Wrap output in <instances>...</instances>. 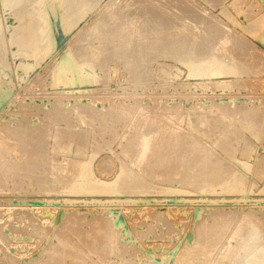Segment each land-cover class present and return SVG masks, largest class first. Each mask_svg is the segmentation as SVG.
<instances>
[{"label": "rangeland", "instance_id": "374dc122", "mask_svg": "<svg viewBox=\"0 0 264 264\" xmlns=\"http://www.w3.org/2000/svg\"><path fill=\"white\" fill-rule=\"evenodd\" d=\"M30 1H32V0H24L23 2H20L19 6H14L13 3H6L5 4L2 0H0V48H1L0 49L1 50L0 51V85H1L0 89H2V87H3V89L0 90V92H2V94L0 93V96L2 95L1 96L2 98H0V123H1L0 124L1 125L0 126V139L4 138L5 142L9 141L10 142L9 144L12 145L15 142V138L19 137L21 139V141H23L25 143L24 144L23 142H20L19 144H17L18 150L15 152H11L12 153V155H11L10 151L8 149H6L7 147L5 148L6 145L9 147L8 142L7 143H3L4 141L0 142L1 150L4 151V153H3V151H1L0 153H2V156H4L6 159L3 162V160H1L2 157L0 154V160L2 161V162L0 161V167H2L1 171H0L1 172L0 173V177H1L0 178V181H1L0 182V241H1L0 242L1 243L0 249L2 248L1 249L2 251L0 250V264H11V263L12 264L13 263L14 264H29V263L30 264H37V263L38 264H45V263L48 264L49 261L53 262V264H55L56 260L52 256V255H54V253H51V252H53L52 251L53 249L55 250V248L61 246L60 244H61V241L63 239H64L63 241L67 244V246L68 245L70 246L69 249L72 250L71 255H74L76 253V255L80 254V257H81V254H84V255H82V260H80V261L84 262L85 264H103V263L104 264H108V263H110V264L111 263L112 264H118V263L119 264H125L126 261H127L126 264H149V263H151V264H172V263L178 264L177 262H180L179 264H186V263L189 264L188 262H190V261L192 262V263L190 262V264H195L197 261H198L197 264H200L201 262L204 263L205 261H206L205 264L206 263L207 264H209V263L210 264H218V262H221V261H224L221 263L227 264L228 262H230L229 259L228 260L225 258H224V260L222 259L223 254H224L223 251L225 250V248L229 244L233 245L234 243H236V244H234L233 246H235V245L237 246V244H238L237 241H239V238L242 236V234L244 233L245 235H247V233H245V232L248 231L247 228L250 226V225H248V224H250L249 223L250 218H253L251 220H255V219L258 220L259 218H260V220H261V218H262V220L264 219L263 218L264 217L263 216L264 215V199H263L264 198V187H263L264 186V180H263L264 179V173H263L264 170H261L263 168V164H264V162H263L264 161V0H221V1L220 0H159V1L158 0H156V1L155 0H121V1L120 0H116V1L115 0H100V1L99 0H86L85 2H84V0H73V2H71L72 0L71 1L70 0H66V1L62 0L64 2V5H67L65 12L62 11L64 9H61L59 7V6H61L60 4H59V6H57V3L56 2L54 3L51 0H49L47 2H43L42 0H33L32 2H30ZM107 3H109V4L107 5ZM153 3H155V4H153ZM220 3H221V5H220ZM44 4L46 6H44ZM69 4H70V7H68ZM110 4H112V6ZM73 5H76V6L73 7ZM182 5H183V7H182ZM41 6H42V8H44L43 12L46 16L43 18H41L39 16V14L41 15L43 13V12H41L42 10L39 11V9H42ZM109 6L112 8V10H109V9H111ZM19 7H21V8H19ZM146 7L148 8V10H146L147 9ZM160 7H161V9H160ZM46 8L48 10H46ZM68 8H70L69 9L70 11H68ZM73 8H75V10H73ZM76 8H77V10H76ZM151 8L153 9V12H151L152 11ZM194 9H195L196 13L192 11ZM106 10H107V12H106ZM116 10H118L119 12ZM149 11H150V13H146ZM155 11H156V13H155ZM225 11H227V12H225ZM102 12H105V13L103 14ZM121 12H122V14H121ZM26 13L27 14L29 13V14L27 15ZM106 13H108V16L105 17L104 15H107ZM223 13H224V15H223ZM47 14L48 15L50 14V15L47 16ZM97 14H98V16H97ZM101 14L104 17H102ZM109 14H111V15L109 16ZM151 14H153L154 16H151ZM156 14H158V15H156ZM29 15L32 17V19H35V22L32 20L34 22L31 26V28L33 27L32 30L31 29L27 30L28 28L25 27V26H27V21H28V20L26 21L25 18H27ZM32 15H34V16H32ZM157 16H158V19L161 18L160 20L165 21V23L164 22L162 23V21H160V23H162V24H160L159 22L157 23L156 22L158 20V19H156ZM171 16H172V18H171ZM198 16H200L201 18ZM22 17H25V18H22ZM146 17H147V19H146ZM188 17H190V18H188ZM193 17H194V19H193ZM47 18H48V20H47ZM97 18H100V19L97 20ZM171 19H173L172 20L173 22L171 21ZM24 20H25V26H22L23 27V30H22V27L20 24H23ZM65 20H67L68 22L66 21V23H65ZM92 20L93 21L95 20V21L93 22ZM194 20L197 23L194 22ZM21 21H23V23ZM62 21L64 23V26H63ZM144 21H145V23H144ZM92 22L94 24H92ZM150 22H151V24H150ZM206 22L208 23L207 24L208 26L210 25L209 24V22H210V23H212L211 25L213 26V28L218 27V28H216L217 33H218V30L220 32L222 31L224 33V34L221 33L223 36L229 35L227 37L232 38L233 33H234V35L236 33H238L239 36L236 34V37L237 38L239 37L238 40L241 43L244 42V50H243L244 52H243V51L238 50L237 47L235 49V46L237 45L235 43L238 41H236L237 40L236 37L232 38L233 41H231L228 44L229 45L235 44V45L232 46V49H230V51L233 50L232 53H230L229 50H228V53L231 54L232 56H235V60L237 62H235V65L234 64L226 65L228 67L231 66V68H232V69H230L231 71L226 72L227 76H226V73H223L221 76H218V77L216 76L215 78L214 77L211 78V80L209 78H204V80H203V78H200V77L197 78V77L187 76L188 75L187 73L190 70L189 67L195 69V67H194L195 65L193 66L192 64H196L200 60L204 61L203 59H205V58L203 56H202V58L200 57V59H198V61L196 60V62H195L194 59L188 57V54H189L188 51L185 50L187 52V54H186L185 51H183V50L178 51L174 47H172V48L168 47L169 49H172V50L174 48L173 51L172 50L169 51V49H167V45L164 43V38H165L164 36L168 37V35H170V34H172V35L178 34L174 37V39H178V38H180V36L182 37L184 35H187L186 37L190 36L189 38H191L192 37L191 35H194V34L195 35L199 34V36L202 35L201 37H203V34H204L203 38H207V37L209 38V36H212V34L213 35H214V33L216 34V32H215L216 29L215 28L213 29L211 27V25H210V27H208L206 25ZM250 22H252V23H250ZM254 22H257V23H254ZM95 23H96V26H94ZM253 23L255 25H253ZM97 24L99 27L97 26ZM221 24L223 25V27ZM92 25H93L94 31L91 28ZM104 25H106L107 28H105ZM124 25L127 27H124ZM128 25H130V26H128ZM198 25H199V27H198ZM200 25H202V26L200 27ZM118 27H119V29H118ZM95 28H97V30ZM99 28H101L100 29L101 31L99 30ZM129 28H130V30H129ZM168 28L170 29L169 31H168ZM206 28H207V30L209 28L208 31L211 35L206 33V32H208L206 30ZM221 28H222V30H221ZM88 29H89V32L87 34L86 31H88ZM126 29H127V31L130 32L131 36H122V37H118V38L115 37L117 34L118 35L123 34V32ZM136 29L142 33L136 31ZM183 29H185V30H183ZM223 29L224 30L228 29V32H226V31L224 32ZM24 30L26 32H24ZM181 30H183V33H182L183 35L181 33H179V32H181ZM200 30H203L204 33H201L202 31H200ZM213 31H214V33H213ZM19 32H21V33H19ZM94 32H95V34H94ZM98 32H100L101 34L103 33L102 35L99 33L101 36H103V37L107 36V37H109V39L110 38H112V39H110V43H108V41H109L108 39L105 40V41H107V43H105V41H103L102 49H101V51H102L101 55H99L100 57L98 56L99 58L97 57L98 59L96 61V59H94V56H92L93 54H90L89 49H91V53H93V50H94L93 47L96 44H99V41L96 38H95V40L92 41L94 36L97 37ZM184 32L186 34H184ZM91 33L93 34V36ZM110 33H111V35H109ZM133 34L134 35L138 34V36H137L138 38L136 37V35L134 36ZM44 36H46V37H44ZM47 36H48V38H47ZM51 37H53V38H51ZM113 37H114V39H113ZM128 37H129V39H128ZM130 37H133L134 40ZM153 37H155V38H153ZM176 37H178V38H176ZM45 38H47V39H45ZM50 38H51L52 43L50 42ZM90 38H91L92 42L90 41ZM169 38L173 39V36L172 37L169 36ZM122 39H124L123 40L124 43L130 39H131V41L136 43V40L138 39L139 41H137V44H140V43L142 44L141 41L143 40L142 45H144L143 50L145 52L143 50L138 51L140 54L137 52V54H136L137 58H136V56H134L135 54L133 53V50L131 49L132 48L131 46H133L134 44L133 45L130 44L131 46L126 47L125 44H122L123 43L121 41ZM112 40H114V41H112ZM115 41L122 42V43H117ZM116 43H117V45H115ZM33 44H34V46H33ZM40 44H42V46ZM88 44H89V46H88ZM93 44H94V46H93ZM228 44H227V48H230L231 46L228 47ZM2 45L3 46L5 45L6 47L5 46L3 47ZM90 46H91V48H90ZM111 46H113V48ZM2 47H3V49H2ZM109 47H111V48H109ZM164 47H165V49H164ZM109 49H111L113 52L111 50L109 51ZM121 49H122V51H121ZM234 49L237 50L238 52L235 51V53H234ZM2 50L4 51L5 54L1 53V52H3ZM83 50L86 51V54H84ZM103 50H104V53H103ZM105 50H106V52H105ZM67 51H68V53H67ZM82 51H83V53H82ZM120 51H121V53H120ZM75 52L78 54H76ZM178 52H181L180 53L181 57H180V54ZM74 53H75V55H74ZM87 53H88V55H87ZM182 53L186 54L185 55L186 57L184 55L182 56ZM238 53L240 56H242L241 53H243V56L241 58H239L240 56L238 55ZM104 54H107V55H104ZM1 55H2V57H1ZM138 55H139V58H138ZM204 56L206 57L207 55L205 54ZM81 57H83V58H81ZM125 57H127V58H125ZM141 57L144 60L141 59ZM182 57L184 58V60L187 57H188L187 60L192 59V63H191V61L188 60V62H190L191 65L190 64L188 65V63L185 64L187 61L185 60L186 61L185 62V61L181 60ZM77 58H78V60H77ZM90 58L92 60H94V62L92 60H90ZM106 58H110L109 60L112 59V61H109L110 62L109 63L107 61L108 59L105 60ZM120 58H122V60H124L125 62L122 61ZM131 58H133V59L131 60ZM135 58H136V60H134ZM168 58H170L171 60ZM87 59H89V60L87 61ZM137 59H139V63L141 62L139 66H138L139 63L134 64V62L137 63V61H138ZM140 59H141V61H140ZM206 59H205V61H206ZM104 60H105V62H104ZM90 61L93 63H91ZM129 61H130V65H129ZM143 61H144V63H143ZM181 61L184 63H182ZM95 62H96V64H95ZM131 62H133V63H131ZM80 63H82V64H80ZM147 63L150 67H152L151 69L148 65H146ZM79 64L82 67H80ZM90 64H92V66ZM93 64H94V67H93ZM98 64H99V67H98ZM184 64L188 65L189 67L188 66L186 67ZM240 64H241V66H240ZM247 64L248 65L252 64V65H249V66H251V67H249ZM88 65L90 67H88ZM103 65H104L105 69L103 68ZM136 65H137V67H135ZM169 65H170V67H169ZM56 66H58L59 68ZM96 66H97V68H96ZM131 66H133L134 68H132ZM92 67H93V69H92L93 71L91 70ZM140 67L143 69L141 70ZM145 67H147V68H145ZM239 67H241L242 69L240 68L241 69L240 70ZM246 67H248L250 69L244 70V69H246ZM252 67H253V69H251ZM135 68H136V71H135ZM196 68H197V64H196ZM65 69H66V71H65ZM132 69L135 72L132 71ZM170 69H171V71H169ZM57 70H58V72H57ZM138 70L140 71L141 76H142V72L144 75H146V76H142V78L144 77L143 79H145L146 81L145 80L142 81L143 79L140 78V76L138 77L136 75V74H138L137 72H139ZM147 70H149L148 73H147ZM240 71L242 72L241 74L239 73ZM251 71H252V73H251ZM253 71L257 72V73H254ZM71 73H72V75H71ZM73 74H74V76H73ZM92 74H93V76H92L93 81H92V77H90V75H92ZM132 74H133V76L136 75V77L131 76ZM147 74L149 76H147ZM248 74H250V75L248 76ZM86 75H89V76H86ZM89 77L91 80L86 79ZM82 79H83V81H82ZM132 80H134V82ZM205 81L206 82L208 81V83H207L208 85L205 83ZM143 82H145V83H143ZM2 84L4 86H2ZM6 88H8V89L6 90ZM5 92H7V93L5 94ZM3 95H5V96H3ZM126 96L128 98H130L131 100L128 99ZM155 96H157V97H155ZM170 97L171 98L173 97V99H171ZM180 97H181V101H180ZM150 100H152V101H150ZM51 102H54V103L51 104ZM119 103L122 106L123 105L124 106L121 107ZM142 103H145L146 105H144ZM55 104L57 105L58 108L56 107ZM158 104L160 105L161 109L159 108ZM173 104L176 106L175 108H174ZM180 104H182V105H180ZM114 105H116V106L114 107ZM148 105H150V106H148ZM225 105H226V107H228V105H229L232 109H235V110L238 109V110L235 111L232 109H228V110H230V112L228 111L229 114H225V113H227L226 112L227 109L225 110L224 113L220 112L222 106L224 107ZM108 106H110V107H108ZM112 106H113V108H112ZM137 106H138V108L136 110ZM140 106H141V108H140ZM178 106L182 110H179L180 108ZM218 106L220 108H217ZM92 107H94V108H92ZM95 107H97L98 109L97 108L95 109ZM131 107H133V108H131ZM151 107L153 110L151 109ZM177 107H178V109H176ZM90 108L93 110H91ZM121 108L123 109V111ZM170 108H172L173 110L169 111L168 109H170ZM56 109H57V111H56ZM107 109L109 111L110 110L111 111L109 112ZM138 109H139V112H138ZM140 109H141V111H144V112H142V114H141ZM149 109L153 112H151ZM244 109H245V111H244ZM154 110H156V111H154ZM89 111H91V113ZM176 111H177V113H175ZM181 111L184 114H182ZM239 111H242V112L244 111V113L241 112L242 113L241 114ZM250 111H252V112L250 113ZM122 112H124L125 114L123 115ZM207 112H209V113H207ZM120 113L122 115H120ZM143 113H144V115H143ZM145 113L146 114L148 113L149 115L148 114L146 115ZM253 113H256V114L252 115ZM56 114H58V115H56ZM79 114H81L82 116ZM60 115L61 116L63 115V116L61 117ZM95 115H96V117H95ZM134 115H138L139 117L140 116H146L147 119H146V117H142L143 118V122H142L141 117L140 118L138 117L139 118L138 119V118H136L137 116H135V118H134ZM180 115L182 116V118H180ZM198 115H200V116H198ZM220 115H221V117H219ZM223 115H225V116H223ZM226 115H227V117H226ZM228 115H231V117H232V115H234L233 116L234 118L236 117L238 120H240V121H238L236 119L234 120V118L232 117L234 122L236 121L235 122L236 124L234 125V123H232V125L234 127L236 126L238 128V130H240L239 126L241 125V123L246 124V122L248 123V120L250 123L252 120V122L254 121V124H255L256 119H257L256 120L257 126L259 127V125H260V128H258L256 126L257 130H255V131L254 130L253 131L245 130L244 131L245 134H242V135H244V137H246L245 140H242L243 143L241 141V142H239L240 144L238 145V142H236L237 144L231 145L230 146L231 149H230V148L226 147V145L224 144V142L222 140L221 141L219 140V138L223 139L224 137H225L224 141L226 140V137H227L226 134L227 133H225L224 128L227 126H225V124L226 125L228 124V126H230L231 121H233L231 118H229ZM243 115H244V117H243ZM47 116H48V118H47ZM111 116L113 117V120H114V121L113 120L111 121V123L113 125L112 128L113 127L114 128L113 129L107 128L106 130H108V129L109 130L107 132L105 130V132H104V129H105L104 127H106V125L105 126L102 125V127H101L103 129V131H102V129L100 128V126L98 124L100 122L99 120H101L102 118L108 119V118H111ZM148 116H150L149 117L150 122H147V121H149ZM248 116L250 117L251 120L248 118ZM251 116H254V118H255V116H257V118L254 119ZM57 117H58V119H57ZM60 117L62 118V120H60L61 119ZM80 117H83V118L86 117V119L85 118L84 119H85V122H87V123H83V124L79 123L80 122L79 120L81 119ZM91 117H94V118H91ZM132 117L136 121L133 120ZM190 117H193L192 119L195 121H193V120L192 121L194 123L196 122L195 124L199 123V122H197V120L200 118L202 124L201 123H200V125L197 124L196 125L197 128L194 126L195 125L194 123H192L191 125L194 128H196L197 130L198 129L200 130V128H202V126L204 125L205 127L203 126L204 128H202L203 131L201 130V131H199V133H196V131H194L193 129H192L193 131L190 130L191 129L189 127V120L191 119ZM217 117H219L220 121H224V123L221 122V124L224 125V126H221L222 128L220 127V125H221L219 123L220 121L217 124H215L212 121V120H215ZM222 117H226L227 119L222 118ZM242 117L245 119H243ZM203 118H205L206 120L205 119L203 120ZM240 118H242L243 121ZM247 118H248V120L245 121ZM8 119H9V122H7ZM89 119H93V120H89ZM94 119H97V121ZM117 119H118V121H116ZM144 119L146 121H144ZM151 119H153V120L151 121ZM180 119H181V121H180ZM221 119H223V120H221ZM119 120L121 122H119ZM92 121H95V122L92 123ZM115 121L117 123H115ZM130 121H131V123H130ZM237 121H238V123H237ZM4 122H6V124ZM138 122H142V124L138 123ZM144 122H145L146 126L149 125V129H151V127L152 128L156 127L155 131L158 128L159 130L162 129L161 131L162 132L164 131L163 133H165L166 131L167 132L168 131L169 132L175 131V133L177 132V135L183 134L182 136L186 137L191 142H194L195 144H197L198 148H199V145L201 144L202 146L200 145L199 151L202 152V149H203V152L205 150L207 151V152L205 151V154L203 152L201 154H203V155L209 154V156H211V157L213 155V157H216V159H219L222 162L226 161L225 163H227V164L229 163L228 167L230 166V168H228V170H229L228 172L233 176H227L229 180L227 178L223 177V180L217 179L216 181H213V182L209 181L207 178H205V179H203L204 181L202 180V182H204L205 184L204 183L202 184L201 181H199V183H196L198 185H196L194 183L195 179L199 175H202L203 173H205L203 171L204 169L201 168V166H200L201 164H199V161H197L198 163L194 162L195 164L194 163L189 164V163H187V161H188V159L192 158L193 156L196 158L198 157L197 159L200 160V158H199L200 155H197V153H195L194 155H192V154L190 155L189 152L191 151V149L189 148V146L187 148V145H185V144H184V146H185L184 147L180 143L174 142L173 143L174 145L168 144L167 146L166 145L164 146V144H162L164 146L163 152L161 150L160 153H158L157 155H155L154 152L150 151L149 154L146 156V159H144V164L142 163V165H144V166H142L143 171L139 172V177H138V171L130 165V160H134L135 156L137 158L138 157L137 155L140 153L139 150H140L141 146H140L139 138L141 139V137L144 135L143 132L144 133L147 132L146 131L147 127L144 128V126H143ZM180 122H182V123H180ZM258 122H259V125H258ZM173 123H174V125H173L174 127H170L169 125H172ZM210 123L211 124L214 123V124L211 125ZM80 124H81V126H80ZM92 124H96V125L94 126ZM155 124H157V125H155ZM181 124H184V125L181 126ZM206 124L207 125L209 124V126H207ZM218 124H219V127L217 126V128H216V125H218ZM161 125H162V127H161ZM175 125H176V127H175ZM27 126H29V127H27ZM69 126H71V127H69ZM212 126L216 129H214ZM233 126H232V128H233ZM68 127L70 129L77 127V130L75 128L73 130H75L74 132H77L79 130L80 133L77 132V134L79 133V136L78 135L74 136V134H76V133H74L72 129L67 130ZM90 127H92V129ZM98 127L101 129V131L104 134L101 133L100 131L99 132L96 131L99 129ZM206 127H207V130L210 132V134L206 130ZM175 128H176V130H175ZM209 128L211 130L212 129L213 130L211 131ZM219 128L223 129V130H220ZM82 129H83V131L81 132ZM116 129H118V130H116ZM258 129H260L261 131L260 130L258 131ZM22 130H24V131H22ZM69 130H70V134L72 132L74 133L73 135H71L72 137L67 136V135H69V134H67L69 132H66V131H69ZM147 130H148V128H147ZM18 131L20 133H18ZM43 131H44V133H43ZM62 131H63V133H62ZM111 131H114V134H115L114 136H112ZM187 131H188V134H187ZM204 131L205 132L207 131L206 134L209 135L208 137L205 133L204 134L202 133L201 136L199 135L201 132H204ZM222 131L225 133V135ZM47 132H49V133H47ZM83 132H85L84 134L86 137H83V135H84ZM87 132H89V133H87ZM189 132H190V134H189ZM191 132H193V133H191ZM251 132H253V134ZM99 133H100V135H99ZM136 133L138 134L139 137L137 136ZM140 133H142V134H140ZM220 133H223V134H220ZM257 133H258V135H257ZM7 134L8 135L11 134V136H12V137H9V139L7 138L8 140L6 139V137L8 136ZM81 134H83V135L80 138ZM105 134H107V135L105 136ZM108 134H109V136H108ZM5 135H7V136H5ZM34 135H35V137H34ZM63 135H64V137H63ZM204 135H206V137ZM127 136L129 139L131 138L129 140L130 143L128 140H126V139H128ZM217 136L218 137L220 136V137L217 138ZM258 136H259V138H258ZM55 137H58V138H55ZM193 137H195L196 139ZM221 137H223V138H221ZM86 138H88V139L90 138L89 139L90 142H88L89 140H86ZM205 138H206V140H205ZM208 138L209 139L213 138L214 144L212 143L213 139L211 141H209ZM76 140H78V141H76ZM99 140H100V142H99ZM134 140L136 143L134 142ZM215 140L220 141V143L218 141H217L218 142L217 143ZM0 141H2V140H0ZM198 141H199V143L200 142L201 143L198 144ZM81 142H83V143H81ZM1 143L3 145H1ZM107 143H109V144H107ZM221 143L226 148L221 147L222 146ZM246 143L248 144V146L250 148L247 147ZM22 144H24L25 146ZM88 144H89V146H88ZM98 144H100V145H98ZM215 144L216 145L218 144L219 146H216ZM19 145H21V146H19ZM83 145H85V146H83ZM126 145H128V147ZM204 145L205 146L207 145L208 148L205 147ZM209 145H210V147H209ZM110 146H111V148H110ZM244 146H246V147H244ZM2 147L5 149H3ZM39 147H40L41 151L39 150ZM104 147L106 149H104ZM172 147H174V148H172ZM176 147H177V149H175ZM19 148H21V150H19ZM23 148H25V149H23ZM209 148H211L214 153ZM97 149L99 150V153H97L98 152ZM126 149H127V151H126ZM169 149L170 150L172 149L173 151L172 150L170 151ZM223 149H224L225 153L227 152V154L224 155ZM246 149L247 150L249 149V151H251V149H252L253 153L250 152L251 153V155H250L249 151H247ZM26 150H27V153L29 152L28 154L26 153ZM42 150L44 152H42ZM100 150H102V151H100ZM208 150H210V151H208ZM5 151H7V153ZM32 151H34V152H32ZM38 151H39V153L41 152L40 153L41 155L39 153H37ZM128 151L130 152V154L128 153ZM182 151H184V152H182ZM19 152L21 154L22 153L23 154L21 155V154H19ZM113 152H114V154H113ZM133 152H136L137 155ZM186 152L188 155H190L189 157H188V155L185 154ZM210 152H212L211 155H210ZM256 152L258 154H256ZM5 153L8 155H5ZM15 153H17L16 155H18L17 157H16ZM124 153L127 155L129 154L131 158L129 157V155L125 156ZM150 153H152V155ZM219 153H220V155H218ZM24 154H26V155H24ZM36 154H38V155H36ZM214 154H216V155H214ZM27 155L28 156L32 155V156L28 157ZM43 155H44V160H40L41 158L43 159ZM132 155H134V156H132ZM217 155L219 158L217 157ZM34 156H35V158H34ZM117 156H119V157H117ZM149 156L151 157V159ZM186 156H187V158H186ZM220 156H221V158H220ZM22 157H24L25 160L22 159ZM155 157H156V159H155ZM163 157H164V159H163ZM165 157H166V159H165ZM178 157H179V159H178ZM18 158H19V161H18ZM26 158L29 161H27ZM36 158H38V159L36 160ZM152 158H153L154 164H156L155 166L153 164ZM171 158L173 160V161H171L172 164H170L171 162L169 161V160H171ZM176 159L179 161H177ZM181 159L183 161H181ZM121 160L123 161V163L126 161V163L123 164ZM162 160H165V161H162ZM8 161H10V162H8ZM26 161L28 162V164ZM44 161H45L46 166L44 164ZM145 161H146L147 165H146ZM17 162H19L21 164L24 163V164L19 165ZM106 162L108 165L106 164ZM119 162L121 163V166L123 165L122 167H120ZM261 162H263L262 165H261ZM3 163H5L4 165H6V166H4V165L2 166L1 164H3ZM25 163H26V165H25ZM161 163H162V165H161ZM239 163L240 164L242 163V164L240 165ZM7 164H9V165L7 166ZM36 164L39 166L38 168L36 167L37 166ZM43 164H44V166L41 167ZM57 164H58V166H57ZM196 164H198L200 167L197 166ZM230 164H232V165H230ZM235 164H237V165H235ZM10 165L11 166L13 165L12 168ZM31 165H32V167H31ZM102 165H104L105 167L104 166L102 167ZM124 165H126V166H124ZM22 166H23V168H22ZM109 166H111L110 169H109ZM127 166H128V168H127ZM147 166H149L151 168H149ZM159 166H161V168ZM170 166H172V167H170ZM235 166L239 167V168L236 169ZM6 167L7 168L9 167L8 168L9 173L11 174V176H9L11 178L10 180H8L9 177H7V176L5 177L4 169ZM16 167H18L20 170L17 169ZM34 167L36 168V170L34 169ZM54 167H55V169H54ZM123 167H125V169H123ZM157 167H158V169H157ZM168 167H170V168H168ZM180 167L181 168L184 167L183 169H185V172H183L184 170L181 169ZM194 167L195 168L197 167L198 170H200V172L198 171L199 172L198 173L197 168L195 169ZM14 168H16V169H14ZM59 168H61V169H59ZM105 168H106V170H105ZM129 168H130V171L131 170L133 171V172H131V176H134L133 181H135V182L147 181L149 184H147L146 182H143L142 184L146 183L145 185H147V186L144 185V188H142V189L140 188L139 191L136 188H134L135 192L132 191L131 189L133 187H135V185L130 186V183L128 185V183L126 184V182H125V181H128V176H130V174H129L130 171H128ZM52 169H54V170H52ZM121 169L124 172H121ZM145 169H147V171L149 173L146 172ZM165 169H167V171ZM17 170H19V171H17ZM61 170H62V172H61ZM107 170H109L110 172ZM189 170L193 171V173H195L197 175H194L192 172L190 173ZM234 170H235V172H234ZM52 171H54V172H52ZM256 171L261 172L260 173L261 175L259 173H257ZM55 172H58V173L55 174ZM125 172H127L128 174ZM150 172H153V173H151V176L146 177L145 173H147V176H148V175H150ZM156 172L159 174H163L164 177L171 175L170 178L171 179L173 178V181L174 180L175 181L173 182L172 180H170L169 184H168L167 183L168 181L167 182H166V180L163 181V179H162L163 176L160 179L157 178L158 180L157 179L154 180L155 177H158ZM161 172H163V173H161ZM167 172H168V174H167ZM171 172H173V174H175V175H173ZM180 172L182 174H180ZM237 172H239V173H237ZM241 172H244V174ZM52 173L54 174V176H50V175H53ZM132 173H135L136 176ZM240 173L243 175V177L240 176ZM1 174H3L4 176ZM15 174L17 177L15 176ZM119 174L121 175V177H122V175L127 174V177L124 176L127 179L126 180H124L125 178L122 179V180H124L122 183V185H124V187L122 185L119 186V184L122 182V180L120 182V178H119L120 175ZM179 174L181 176L180 177L181 181H183L181 183H179L180 179H178ZM183 174H186V175H184L182 177ZM188 174H189V176H188ZM59 175H60V177H59ZM117 175H118V177H117ZM256 176H258V177H256ZM3 177H5V178H3ZM49 177H51V178H49ZM52 177H54V178H52ZM140 177H144L143 178L144 180L142 178L140 179ZM153 177H154V179H153ZM231 177H232V179L235 177L233 179V181H232ZM44 178H46V179L49 178V179H47V181H45L46 179L44 180ZM92 178H93V180H92ZM174 178H177V179H174ZM191 178H193L194 180ZM224 178H225V180H224ZM240 178H242V179L239 180ZM3 179H5V180H3ZM41 179L43 180L44 183L43 182L40 183L42 181ZM51 179H53V180H51ZM116 179L118 180L117 182L114 181ZM206 179H207V181H206ZM12 180H15V181H12ZM51 181L53 182V184L51 183ZM218 181H222V182H218ZM225 181H227V182L224 183ZM237 181H238V183H237ZM6 182H8V183L6 184ZM162 182H164V183H162ZM207 182H209L211 185H209ZM247 182H249V183H247ZM37 183L40 184V186ZM190 183L191 184L193 183L194 185L193 184L191 185ZM217 183H221V184L218 185ZM115 184H117L119 186V189L117 188L118 186H115ZM155 185H156V187H155ZM177 185H178V188H177ZM185 185H189V186H185ZM51 186H52V188H51ZM125 186H126V188H125ZM129 186H130V188H129ZM195 186H197V187H195ZM112 187H114V188L112 189ZM162 187H164V189ZM43 188H45V189H43ZM95 188H96V190H95ZM153 188H155V189H153ZM107 189H109V190H107ZM260 189H262V190H260ZM161 190H163V191H161ZM261 200H263V201H261ZM217 211H219L221 213L223 212V213L221 214L218 212L220 214L219 215L217 213ZM91 213H92V215H94L93 217H92ZM247 213L249 215L251 213V217L249 215H247ZM255 213H256V215H255ZM210 214H212L214 216V219H213V216H211ZM224 214H226L228 216L226 217V215H224ZM217 215H219L221 217L217 218L218 217ZM229 215H231V216H229ZM242 215H244V219H243V217H241ZM253 215H255V216H253ZM224 216L226 217V219L229 217L227 221L229 222L230 225L233 223L232 224L233 227L232 226L230 227V225L227 224L228 226L227 225L225 226L223 233H222V231L219 232L220 234L218 237L217 232L214 231V229H213L216 227V225H215L216 223H213V222H215V221L218 222L220 220L219 222H225L226 223V220H224L225 219ZM238 216H240V218ZM248 217H250L249 221L247 219ZM207 218H209V219H207ZM210 218H212V219H210ZM237 218H239L240 220ZM97 219H98V221H97ZM231 219H233V220H231ZM242 219L244 220L243 221L244 223H245V221H247L248 223H246V225H245L246 226L245 231L243 230L244 232H242V234L239 235L240 237H237L238 236L237 234H236L237 236L234 235L236 233V231H234V230H236V225L238 226L241 223ZM21 220H22V222H21ZM90 221H92V222H90ZM236 221H237V223H236ZM261 221H259V222L257 221L259 224L258 223H252L253 221H251V223L253 225H255V228H257L259 225L261 226V224H262L263 228L258 227L257 229H259L258 231L260 232V235L263 238L264 237V233H263V231H264V222L263 221L264 220L262 222ZM39 222H41V224ZM67 222H68V224H67ZM110 222H111V225H110ZM205 222H207L208 225ZM102 224L104 225V228H103ZM8 225L10 226L9 228L7 227ZM32 225L35 227L33 228ZM105 225H107V226H105ZM212 225H213V227H212ZM44 226H46V227H44ZM100 226H102V227H100ZM109 226H112V227H109ZM36 227H37V229H36ZM198 227H200V228H198ZM201 227H203V228H201ZM226 227H227V229H226ZM71 228H73L76 232L74 230H72ZM95 228H98V229L100 228L99 230H101V231L103 229L109 230L110 228H112V230H113V228H114L118 232L117 233V232H115V230H113L115 235L116 234L118 235V236L116 235L117 236L116 238L118 240L119 239H121V240H119V241L117 240L118 243L115 244V246L114 245L113 246L114 247L119 246V247L123 248L122 249L123 252L112 251V253H111L108 251L105 254H104V252L103 253H101V252H98V253L93 252L92 253V251L89 249L88 244L85 241V236L87 234L89 235L90 232L94 233ZM204 228H206V229L204 230ZM210 228L213 229V233L211 231L212 229L210 230ZM14 229L17 230V232H19V233H16V231ZM91 229H94V230L92 231ZM228 229H229V231L230 230L231 231L230 232L228 231V233L225 234ZM260 229L263 231H260ZM69 230L73 231L74 235H73V233H70ZM197 231L200 233H198ZM201 232H203V234ZM55 233H57V234H55ZM196 233H198L197 239H196V236H197ZM209 233H210V236H209ZM211 233L213 235H215V237ZM231 233H233L232 236H231ZM15 234H17V235H15ZM83 234H84V237H83ZM152 234H154V235H152ZM205 234H206V236H205ZM207 234H208V236H207ZM3 235H5V236H3ZM7 235H9V236H7ZM23 235H26V236H23ZM60 235H61V237H60ZM75 235L78 238H80V235H82V236L80 239H78ZM225 235H227V236H225ZM45 236H46V238H45ZM52 236L53 237L55 236L56 238L55 237L53 238ZM202 236H204L205 239ZM220 236H221V238L223 237L222 242H221L222 244L220 243V241H221ZM9 237L11 239H9ZM40 237H41V239H39ZM232 237H234L237 241H235V239ZM3 238H5V239H3ZM28 238H29V240H28ZM211 238H212V241H214L215 243L211 241ZM213 238L217 239V241H219V244H221V246ZM50 240H52V241H50ZM65 240H68V241H65ZM204 241H207V245ZM208 241H210V243ZM263 241H264V239H263ZM8 242H9V244H8ZM58 242H59V244H58ZM201 242H202V244H201ZM120 243H122V246H124V247H122L121 245H118ZM195 243H197L198 246L199 245L201 247L203 246L206 249L205 251H202L203 254H201L200 251L203 250L204 248L202 249L200 247L201 248L200 249L198 247L199 252L196 251L197 250L196 249L197 244H195ZM208 243L210 244V246ZM216 243H217V245H216ZM192 244L194 245L192 247L193 249L190 246ZM8 245H11V246H8ZM211 245H213V246H211ZM223 245L226 247H224ZM186 246L190 247V250L189 249L187 250L188 247H186ZM213 247L215 248V250H213V254H212V249H214ZM181 248H183L184 250ZM124 249H125V251H124ZM127 249H128V251H127ZM185 249L189 253H191V250H194V249H196V250L192 251V254L187 253V255H188L187 256L185 254L186 252H184V251H186ZM42 251H43V253H42ZM195 251L200 254V255L198 254V259H197V253L195 256H191L195 253ZM208 251H209V253H208ZM13 252H16V253H13ZM114 252H116V253H114ZM118 253L121 254V259H120V257L116 256ZM97 254H99V255H97ZM205 254H207V255H205ZM201 255L202 256L204 255L203 257L206 256L208 260L206 259V257L204 258L206 260H199V259H203V257ZM49 256L50 257L52 256L51 258H53L54 260L53 259L51 260V258ZM67 257L65 260L67 261V263H69L70 258L72 256H67ZM91 257H92V259H91ZM179 257H181V258H179ZM183 257H185L184 258L185 260L182 259ZM217 257H219V258H217ZM220 257H222V258H220ZM186 258H188V259H186ZM48 259H50V260L48 261ZM194 259H197V261ZM212 259H213V261H212ZM179 260H181V261H179ZM214 260H215V262H214ZM107 261H108V263H107ZM121 261H123V262H121ZM184 261H186V262L182 263ZM231 263H232V261L230 262V264Z\"/></svg>", "mask_w": 264, "mask_h": 264}, {"label": "bare ground", "instance_id": "6f19581e", "mask_svg": "<svg viewBox=\"0 0 264 264\" xmlns=\"http://www.w3.org/2000/svg\"><path fill=\"white\" fill-rule=\"evenodd\" d=\"M5 4L6 3H13V5L14 6H19L20 5V2H23L24 0H2ZM33 1V0H32ZM32 1H30V2H32ZM43 2H47V1H49V0H42ZM51 1H53L54 3L56 2L57 3V6H59V4L61 5V6H59L61 9H64V10H62L63 12H65V9H66V7H67V5H64V2L63 1H66V0H51ZM71 1V0H70ZM86 0H84V2H85ZM100 1V0H99ZM116 1V0H115ZM121 1V0H120ZM156 1V0H155ZM159 1V0H158ZM221 1V0H220ZM71 2H73V0L71 1ZM78 2V1H77ZM76 2V3H77ZM128 2V1H127ZM53 3V4H54ZM75 3V4H76ZM79 3V2H78ZM88 3V2H87ZM95 3V2H94ZM116 3V2H115ZM141 3V2H140ZM145 3V2H144ZM150 3V2H149ZM217 3V2H216ZM91 4V3H90ZM109 3H107V5H108ZM153 4H155V3H153ZM183 4V3H182ZM215 4V3H214ZM80 5V4H79ZM106 5V4H105ZM111 6H112V4H110ZM146 5V4H145ZM160 5V4H159ZM220 5H221V3H220ZM235 5V4H234ZM44 6H46L45 4H44ZM43 6V7H44ZM74 6H76V5H73V7ZM94 6V5H93ZM214 6V5H213ZM237 6V5H236ZM30 7V6H29ZM68 7H70V4H69V6ZM108 7V6H107ZM110 7V6H109ZM126 7V6H125ZM144 7V6H143ZM151 7V6H150ZM179 7V6H178ZM182 7H183V5H182ZM185 7V6H184ZM215 7V6H214ZM19 8H21V7H19ZM41 8H42V6H41ZM111 8V7H110ZM147 8V7H146ZM155 8V7H154ZM227 8V7H226ZM44 8H42V9H39V11H41V12H43L44 10H43ZM70 8H68V11H70L69 10ZM106 9V8H105ZM143 9V8H142ZM152 9V8H151ZM160 9H161V7H160ZM225 9V8H224ZM15 10V9H14ZM46 10H48L47 8H46ZM55 10V9H54ZM73 10H75V8H73ZM76 10H77V8H76ZM102 10V9H101ZM108 10V9H107ZM107 10H106V12H107ZM109 10H112V8L111 9H109ZM128 10V9H127ZM144 10V9H143ZM146 10H148V8L146 9ZM145 10V11H146ZM157 10V9H156ZM187 10V9H186ZM185 10V11H186ZM36 11V10H35ZM61 11V10H60ZM67 11V10H66ZM90 11V10H89ZM105 11V10H104ZM115 11V10H114ZM113 11V12H114ZM116 11H118V10H116ZM193 12H195V9L194 10H192ZM197 11V10H196ZM12 12V11H11ZM119 12V11H118ZM132 12V11H131ZM136 12V11H135ZM151 12H153V9H152V11ZM161 12V11H160ZM159 12V13H160ZM189 12V11H188ZM199 12V11H198ZM205 12V11H204ZM225 12H227V11H225ZM13 13V12H12ZM101 13V12H100ZM99 13V14H100ZM103 14L105 13V12H102ZM127 13V12H126ZM138 13V12H137ZM146 13H150V11L149 12H146ZM155 13H156V11H155ZM187 13V12H186ZM196 13V12H195ZM17 14V13H16ZM27 14V13H26ZM25 14V15H26ZM29 14V13H28ZM27 14V15H28ZM107 15H104L105 17L106 16H108V13H106ZM121 14H122V12H121ZM130 14V13H129ZM144 14V13H143ZM154 14V13H153ZM153 14H151V16H154ZM161 14V13H160ZM163 14V13H162ZM178 14V13H177ZM192 14V13H191ZM194 14V13H193ZM230 14V13H229ZM228 14V15H229ZM50 15V14H49ZM48 14H47V16H49ZM56 15V14H55ZM111 14H109V16H110ZM114 15V14H113ZM117 15V14H116ZM131 15V14H130ZM139 15V14H138ZM156 15H158V14H156ZM169 15V14H168ZM171 15V14H170ZM190 15V14H189ZM196 15V14H195ZM223 15H224V13H223ZM32 16H34V15H32ZM39 16L41 17V18H43V17H46L45 16V14H44V12L40 15L39 14ZM71 16V15H70ZM95 16V15H94ZM97 16H98V14H97ZM101 16L102 17H104L102 14H101ZM119 16V15H118ZM150 16V17H151ZM160 16V15H159ZM188 16V15H187ZM192 16V15H191ZM213 16V15H212ZM233 16V15H232ZM26 17V16H25ZM25 17H22V18H25ZM29 17V18H28ZM27 18H25V20L27 21V26H25V20H24V23H23V21H21L23 24H20L21 25V27L22 26H25L26 28H28L27 30H29V29H31L32 30V28H31V26H32V24L35 22V19H32V17L29 15ZM62 17V16H61ZM115 17V16H114ZM126 17V16H125ZM131 17V16H130ZM156 17V16H155ZM165 17V16H164ZM163 17V18H164ZM198 17H200V16H198ZM216 17V16H215ZM49 18V17H48ZM48 18H47V20H48ZM56 18V17H55ZM66 18V17H65ZM74 18V17H73ZM152 18V17H151ZM171 18H172V16H171ZM184 18V17H183ZM188 18H190V17H188ZM201 18V17H200ZM205 18V17H204ZM203 18V19H204ZM40 19V18H39ZM50 19V18H49ZM63 19V18H62ZM82 19V18H81ZM92 19V18H91ZM98 19H100V18H97V20ZM103 19V18H102ZM119 19V18H118ZM131 19V18H130ZM146 19H147V17H146ZM155 19V18H154ZM156 19H158V16H157V18ZM155 19V20H156ZM161 19V18H160ZM160 19H158L156 22L158 23H160V21H162V20H160ZM193 19H194V17H193ZM196 19V18H195ZM34 22H33V21ZM51 20V19H50ZM133 20V19H132ZM169 20V19H168ZM173 19H171V21H172ZM190 20V19H189ZM192 20V19H191ZM200 20V19H199ZM216 20V19H215ZM66 21L67 20H65V23H66ZM93 21V20H92ZM95 21V20H94ZM93 21V22H94ZM104 21V20H103ZM148 21V20H147ZM202 21V20H201ZM208 21V20H207ZM211 21V20H210ZM235 21V20H234ZM68 22V21H67ZM70 22V21H69ZM92 22V24H94ZM99 22V21H98ZM102 22V21H101ZM109 22V21H108ZM126 22V21H125ZM143 22V21H142ZM153 22V21H152ZM165 23V21H162V23ZM173 22V21H172ZM194 22H196L195 20H194ZM217 22V21H216ZM50 23V22H49ZM62 23H63V21H62ZM71 23V22H70ZM97 23V22H96ZM96 23H95V25L94 26H96ZM107 23V22H106ZM105 23V24H106ZM111 23V22H110ZM123 23V22H122ZM135 23V22H134ZM133 23V24H134ZM141 23V22H140ZM144 23H145V21H144ZM162 23H160V24H162ZM175 23V22H174ZM197 23V22H196ZM214 23V22H213ZM220 23V22H219ZM235 23V22H234ZM250 23H252V22H250ZM254 23H257V22H254ZM253 23V25H255ZM101 24V23H100ZM103 24V23H102ZM131 24V23H130ZM143 24V23H142ZM150 24H151V22H150ZM149 24V25H150ZM173 24V23H172ZM201 24V23H200ZM208 23L206 22V25H207ZM209 24L211 25L212 23H210L209 22ZM215 24V23H214ZM52 25V24H51ZM66 25V24H65ZM76 25V24H75ZM109 25V24H108ZM136 25V24H135ZM210 25L208 26V27H210ZM217 25V24H216ZM215 25V26H216ZM222 25V24H221ZM220 25V26H221ZM252 25V26H253ZM63 26H64V23H63ZM72 26V25H71ZM97 26H98V24H97ZM105 26V28H107L106 27V25H104ZM103 26V27H104ZM114 26V25H113ZM128 26H130V25H128ZM134 26V25H133ZM154 26V25H153ZM167 26V25H166ZM165 26V27H166ZM202 25H200V27H201ZM206 26V27H207ZM219 26V25H218ZM20 27V26H19ZM18 27V28H19ZM45 27V26H44ZM99 27V26H98ZM124 27H127V26H125L124 25ZM141 27V26H140ZM162 27V26H161ZM168 27V26H167ZM170 27V26H169ZM174 27V26H173ZM182 27V26H181ZM198 27H199V25H198ZM204 27V26H203ZM211 27L213 28V26L211 25ZM222 27H223V25H222ZM225 27V26H224ZM228 27V26H227ZM256 27V26H255ZM92 29H93V25H92V27H91ZM90 28V29H91ZM123 28V27H122ZM134 28V27H133ZM136 28V27H135ZM163 28V27H162ZM161 28V29H162ZM185 28V27H184ZM192 28V27H191ZM215 28V27H214ZM213 28V29H214ZM216 28H218V27H216ZM215 28V29H216ZM21 29V28H20ZM73 29V28H72ZM96 30H97V28H95ZM101 28H99V30H100ZM103 29V28H102ZM118 29H119V27H118ZM160 29V28H159ZM189 29V28H188ZM22 30H23V27H22ZM26 30V29H25ZM24 30V32H26ZM70 30V29H69ZM83 30V29H82ZM117 30V29H116ZM121 30V29H120ZM124 30V29H123ZM129 30H130V28H129ZM170 29L168 28V31H169ZM183 30H185V29H183ZM183 30H181V32H179V33H183ZM193 30V29H192ZM206 30H207V28H206ZM208 30H209V28H208ZM207 30V31H208ZM212 30V29H211ZM221 30H222V28H221ZM224 30V29H223ZM231 30V29H230ZM17 31V30H16ZM15 31V32H16ZM53 31V30H52ZM72 31V30H71ZM93 31H94V29H93ZM101 31V30H100ZM136 31H138V32H140L139 30H137L136 29ZM144 31V30H143ZM200 31H202L201 33H204L203 32V30H200ZM228 32V29L227 30H224V32ZM4 32V31H3ZM42 32V31H41ZM88 32H89V29H88V31H86V33L88 34ZM108 32V31H107ZM122 32V31H121ZM120 32V33H121ZM132 32V31H131ZM137 32V33H138ZM177 32V31H176ZM212 32V31H211ZM216 34L214 33V31H213V33H214V35L212 34V36H209V38L207 37V38H203L204 37V34H203V37H201L202 35H200L199 36V34H194V35H191L192 37L191 38H189L190 36H188V37H186L187 35H184V36H180V38H178V37H176V38H178V39H174V37L176 36V35H178V34H176V35H172V34H170V35H168V37H166V36H164L165 38H164V43L167 45V49H169L168 47H170V48H172V47H174L176 50H178V51H180V50H183V51H188L189 52V54H188V57L189 58H192V59H194V61L196 62V60L198 61V59H200V57L202 58V56L206 59V61H205V59H203L204 61H198L196 64H197V68H196V64H192L194 67H195V69L194 68H191V67H189L188 65L190 64L191 65V63H192V59L190 60V59H188L189 61H191V63L190 62H188V60H187V58L184 60V58L182 57V59L181 60H183V61H185L186 63L185 64H187L188 63V65H185L186 67L188 66L189 68H190V70H189V72L187 73L188 75L187 76H189V77H197V78H203V80H204V78H209L210 80H211V78H215L216 76L218 77V76H221L223 73H226V72H228V71H231L230 69H232L231 68V66L230 67H228V66H226V65H232V64H234L235 65V62H237L236 60H235V56H232L231 54H229L228 53V50L230 51V49H232V46H234L235 44H237L236 46H235V49H236V47H237V49L238 50H240V51H243L244 50V42H240L239 40H238V38L236 37V34L238 35V33H236L235 35H234V33L231 35L232 36V38L234 37H236L237 38V40L236 41H238V42H236L234 45H229L228 43H230L231 41H233V39L232 38H230V37H227V36H229V35H222V34H224L222 31L220 32L219 30H218V33H217V29H216ZM220 32V33H219ZM231 32V31H230ZM229 32V33H230ZM19 33H21V32H19ZM31 33V32H30ZM54 33V32H53ZM81 33V32H80ZM100 32H98V35H97V37H95L94 36V38L92 39V41L93 40H95V38L99 41V44H96L95 46H94V44H93V53H91V49H89V51H90V54H93L92 56H94V59H96V61H97V59L100 57L99 55H101V49H102V43H103V41H105L106 39H108L109 41H108V43H110V39H112V38H110L109 39V37H103V36H101L100 34H99ZM113 33V32H112ZM140 33H142V32H140ZM163 33V32H162ZM198 33V32H197ZM200 33V34H201ZM206 33H208V34H210L209 33V31L208 32H206ZM222 33V34H221ZM33 34V33H32ZM31 34V35H32ZM85 34V33H84ZM92 34V33H91ZM94 34H95V32H94ZM116 34V33H115ZM174 34V33H173ZM184 34H186L185 32H184ZM226 34V33H225ZM228 34V33H227ZM109 35H111V33L109 34ZM134 35V34H133ZM136 35V37L138 36V34H135ZM134 35V36H135ZM180 35V34H179ZM183 35V34H182ZM211 35V34H210ZM30 36V35H29ZM91 36V35H90ZM92 36H93V34H92ZM122 36H131V34H130V32L129 31H127V29L123 32V34H120V35H116L115 37H122ZM146 36V35H145ZM154 36V35H153ZM169 36H173V39H170L169 38ZM239 36V35H238ZM42 37V36H41ZM44 37H46V36H44ZM43 37V38H44ZM50 37V36H49ZM89 37V36H88ZM206 37V36H205ZM47 38H48V36H47ZM47 38H45V39H47ZM51 38H53V37H51ZM51 38H50V42H51ZM125 38V37H124ZM130 38H132L133 39V37H130ZM138 38V37H137ZM153 38H155V37H153ZM159 38V37H158ZM113 39H114V37H113ZM128 39H129V37H128ZM77 40V39H76ZM120 40V39H119ZM124 39H122L121 41L123 42H117V41H115V42H117V43H122V44H125L126 45V47H129V46H131V45H133V46H131L132 48V50H133V53L135 54L134 56H136V58H137V52L138 51H140V50H143L144 49V45H142L143 44V40L141 41L142 42V44L140 43V44H137V41H139L138 39L136 40V43H134L133 41H131V39L130 40H127L125 43H124V41H123ZM134 40V39H133ZM152 40V39H151ZM2 41V40H1ZM49 41V40H48ZM47 41V42H48ZM90 41H91V38H90ZM91 41V42H92ZM112 41H114V40H112ZM111 41V42H112ZM55 42V41H54ZM149 42V41H148ZM157 42V41H156ZM7 43V42H6ZM41 43V42H40ZM52 43V42H51ZM98 43V42H97ZM105 43H107V41H105ZM117 43L115 44V45H117ZM139 43V42H138ZM92 44V43H91ZM121 44V45H122ZM131 44V45H130ZM162 44V43H161ZM164 44V45H165ZM227 44H228V47L229 46H231L230 48H227ZM41 46H42V44H40ZM109 45V44H108ZM114 45V44H113ZM114 45V46H115ZM3 46V45H2ZM5 46V45H4ZM3 46V47H4ZM33 46H34V44H33ZM32 46V47H33ZM39 46V45H38ZM40 46V47H41ZM88 46H89V44H88ZM87 46V47H88ZM107 46V45H106ZM3 47H2V49H3ZM6 47V46H5ZM105 47V46H104ZM112 48H113V46H111ZM111 47H109V48H111ZM118 47V46H117ZM116 47V48H117ZM166 47V46H165ZM165 47H164V49H165ZM36 48V47H35ZM39 48V47H38ZM80 48V47H79ZM90 48H91V46H90ZM119 48V47H118ZM155 48V47H154ZM174 48H173V50H174ZM234 48V47H233ZM1 49V48H0ZM43 49V48H42ZM78 49V48H77ZM83 49V48H82ZM115 49V48H114ZM124 49V48H123ZM127 49V48H126ZM130 49V48H129ZM163 49V48H162ZM234 49V53H235V51L236 52H238L237 50H235ZM48 50V49H47ZM88 50V49H87ZM111 49H109V51H110ZM117 50V49H116ZM115 50V51H116ZM119 50V49H118ZM146 50V49H145ZM161 50V49H160ZM170 50H172V49H169V51ZM172 50V51H173ZM175 50V51H176ZM1 51V50H0ZM3 51V50H2ZM36 51V50H35ZM76 51V50H75ZM84 51V50H83ZM83 51H82V53H83ZM112 51V50H111ZM121 51H122V49H121ZM121 51H120V53H121ZM128 51V50H127ZM144 51V50H143ZM156 51V50H155ZM158 51V50H157ZM167 51V50H166ZM185 51V53L187 54V52ZM233 51V50H232ZM232 51H230V53H232ZM105 52H106V50H105ZM113 52V51H112ZM145 52V51H144ZM244 52V51H243ZM2 54L4 53V51L3 52H1ZM34 53V52H33ZM67 53H68V51H67ZM70 53V52H69ZM76 53V52H75ZM75 53H74V55H75ZM80 53V52H79ZM103 53H104V50H103ZM111 53V52H110ZM119 53V54H120ZM124 53V52H123ZM122 53V54H123ZM139 53V52H138ZM147 53V52H146ZM179 54L181 53V52H178ZM184 53V52H183ZM182 53V56L184 55H186V54H183ZM5 54V53H4ZM76 54H78V53H76ZM84 54H86V51H84ZM83 54V55H84ZM89 54V55H90ZM114 54V53H113ZM140 54V53H139ZM149 54V53H148ZM207 55L206 57L204 56V55ZM242 54V56H243V53H241ZM80 55V54H79ZM87 55H88V53H87ZM104 55H107V54H104ZM112 55V54H111ZM117 55V54H116ZM130 55V54H129ZM133 55V54H132ZM238 55H239V53H238ZM40 56V55H39ZM99 56V57H98ZM144 56V55H143ZM161 56V55H160ZM176 56V55H175ZM237 56V55H236ZM240 56V55H239ZM242 56H240L239 58H241ZM1 57H2V55H1ZM77 57V56H76ZM86 57V56H85ZM84 57V58H85ZM88 57V56H87ZM91 57V56H90ZM98 57V58H97ZM103 57V56H102ZM101 57V58H102ZM107 57V56H106ZM121 57V56H120ZM123 57V56H122ZM129 57V56H128ZM149 57V56H148ZM155 57V56H154ZM153 57V58H154ZM163 57V56H162ZM170 57V56H169ZM180 57H181V54H180ZM186 57V56H185ZM45 58V57H44ZM73 58V57H72ZM71 58V59H72ZM81 58H83V57H81ZM92 58V57H91ZM90 58V60H92ZM111 58V57H110ZM110 58H106L105 60H107L108 62L109 61H112V59L111 60H109ZM114 58V57H113ZM125 58H127V57H125ZM130 58V57H129ZM136 58L134 59V60H136ZM138 58H139V55H138ZM177 58V57H176ZM104 59V58H103ZM118 59V58H117ZM121 60H122V58H120ZM133 58H131V60H132ZM141 59H143L142 57H141ZM141 59H140V61H141ZM146 59V58H145ZM168 59H170V58H168ZM40 60V59H39ZM77 60H78V58H77ZM83 60V59H82ZM89 59H87V61H88ZM105 60H104V62H105ZM114 60V59H113ZM130 60V59H129ZM138 61H137V63H135L134 62V64H138L139 63V59H137ZM144 60V59H143ZM171 60V59H170ZM41 61V60H40ZM66 61V60H65ZM93 62H94V60H92ZM106 61V62H107ZM122 61H124V60H122ZM71 62V61H70ZM91 62V61H90ZM93 62H91V63H93ZM103 62V61H102ZM125 62V61H124ZM152 62V61H151ZM182 62V61H181ZM242 62V61H241ZM55 63V62H54ZM59 63V62H58ZM88 63V62H87ZM98 63V62H97ZM100 63V62H99ZM110 63V62H109ZM108 63V64H109ZM131 63H133V62H131ZM141 63V62H140ZM140 63L138 64V66L140 65ZM143 63H144V61H143ZM182 63H184V62H182ZM194 63V62H193ZM62 64V63H61ZM80 64H82V63H80ZM80 64H79V66H80ZM89 64V63H88ZM95 64H96V62H95ZM103 64V63H102ZM107 64V65H108ZM238 64V63H237ZM245 64V63H244ZM64 65V64H63ZM85 65V64H84ZM87 65V64H86ZM91 66H92V64H90ZM105 65V64H104ZM104 65H103V68H104ZM106 65V66H107ZM129 65H130V61H129ZM142 65V64H141ZM144 65V64H143ZM146 65H148V63L146 64ZM151 65V64H150ZM153 65V64H152ZM165 65V64H164ZM248 65V64H247ZM249 65H252V64H249ZM248 65V66H249ZM128 66V65H127ZM134 66V65H133ZM133 66H131L132 68H134ZM149 66V65H148ZM147 66V67H148ZM212 66V67H211ZM240 66H241V64H240ZM56 67H58V66H56ZM80 67H82V66H80ZM85 67V66H84ZM88 67H90L89 65H88ZM93 67H94V64H93ZM93 67L91 68V70L93 69ZM98 67H99V64H98ZM101 67V66H100ZM135 67H137V65L135 66ZM142 67V66H141ZM140 67V68H141ZM144 67V66H143ZM147 67H145V68H147ZM150 67V66H149ZM148 67V68H149ZM169 67H170V65H169ZM234 67V66H233ZM237 67V66H236ZM249 67H251V66H249ZM46 68V67H45ZM59 68V67H58ZM67 68V67H66ZM96 68H97V66H96ZM102 68V69H103ZM117 68V67H116ZM152 67H150V69H151ZM175 68V67H174ZM188 68V69H189ZM241 67H239V69H240ZM244 68V67H243ZM18 69V68H17ZM71 69V68H70ZM105 69V68H104ZM107 69V68H106ZM143 68H141V70H142ZM149 69V70H150ZM242 69V68H241ZM240 69V70H241ZM247 69H250V68H248V67H246V69H244V70H247ZM251 69H253V67L251 68ZM83 70V69H82ZM108 70V69H107ZM149 70H147V73H148V71ZM163 70V69H162ZM56 71V70H55ZM65 71H66V69H65ZM72 71V70H71ZM70 71V72H71ZM86 71V70H85ZM93 71V70H92ZM132 71H134L133 69H132ZM135 71H136V68H135ZM134 71V72H135ZM139 71V70H138ZM145 71V70H144ZM169 71H171V69L169 70ZM255 71V70H254ZM253 71V72H254ZM57 72H58V70H57ZM69 72V73H70ZM129 72V71H128ZM163 72V71H162ZM236 72V71H235ZM234 72V73H235ZM80 73V72H79ZM94 73V72H93ZM132 73V72H131ZM138 74H136L138 77L140 76V78H142V76H146V75H144L143 74V72H142V76H141V73H140V71L139 72H137ZM240 74L242 73L241 71L239 72ZM246 73V72H245ZM249 73V72H248ZM251 73H252V71H251ZM254 73H257V72H254ZM53 74V73H52ZM90 74V73H89ZM166 74V73H165ZM169 74V73H168ZM71 75H72V73H71ZM107 75V74H106ZM136 75H134L135 77H136ZM250 74H248V76H249ZM47 76V75H46ZM73 76H74V74H73ZM84 76V75H83ZM86 76H89V75H86ZM93 76V74L92 75H90V77H92ZM131 76H133V74L131 75ZM133 76V77H134ZM147 76H149L148 74H147ZM226 76H227V73H226ZM229 76V75H228ZM233 76V75H232ZM241 76V75H240ZM243 76V75H242ZM255 76V75H254ZM90 77L89 78H86V79H90ZM67 78V77H66ZM107 78V77H106ZM144 78V77H143ZM142 78V79H143ZM150 78V77H149ZM240 78V77H239ZM71 79V78H70ZM72 80V79H71ZM80 80V79H79ZM91 80V79H90ZM108 80V79H107ZM136 80V79H135ZM145 79H143L142 81H144ZM149 80V79H148ZM152 80V79H151ZM249 80V79H248ZM52 81V80H51ZM70 81V80H69ZM82 81H83V79H82ZM88 81V80H87ZM92 81H93V77H92ZM98 81V80H97ZM133 82H134V80H132ZM141 81V80H140ZM146 81V80H145ZM127 82V81H126ZM136 82V81H135ZM138 82V81H137ZM210 82V81H209ZM222 82V81H221ZM229 82V81H228ZM93 83V82H92ZM143 83H145V82H143ZM166 83V82H165ZM205 83L207 84L208 83V81L206 82L205 81ZM219 83V82H218ZM7 84V83H6ZM52 84V83H51ZM135 84V83H134ZM186 84V83H185ZM236 84V83H235ZM64 85V84H63ZM66 85V84H65ZM208 85V84H207ZM237 85V84H236ZM240 85V84H239ZM2 86H4L3 84H2ZM143 86V85H142ZM222 86V85H221ZM220 86V87H221ZM241 86V85H240ZM7 87V86H6ZM137 87V86H136ZM166 87V86H165ZM177 87V86H176ZM196 87V86H195ZM215 87V86H214ZM0 88H1V85H0ZM142 88V87H141ZM151 88V87H150ZM219 88V87H218ZM2 89H3V87H2ZM2 89H0V90H2ZM8 88H6V90H7ZM157 89V88H156ZM225 89V88H224ZM134 90V89H133ZM155 90V89H154ZM66 92V91H65ZM178 92V91H177ZM1 94H2V92H0ZM7 92H5V94H6ZM9 94V93H8ZM152 94V93H151ZM197 94V93H196ZM128 95V94H127ZM2 96V95H1ZM0 96V98H2ZM3 96H5V95H3ZM50 96V95H49ZM130 96V95H129ZM141 96V95H140ZM166 96V95H165ZM178 96V95H177ZM205 96V95H204ZM211 96V95H210ZM215 96V95H214ZM48 97V96H47ZM52 97V96H51ZM56 97V96H55ZM127 97V96H126ZM138 97V96H137ZM149 97V96H148ZM155 97H157V96H155ZM193 97V96H192ZM208 97V96H207ZM213 97V96H212ZM227 97V96H226ZM231 97V96H230ZM242 97V96H241ZM6 98V97H5ZM49 98V97H48ZM58 98V97H57ZM128 98V97H127ZM133 98V97H132ZM159 98V97H158ZM168 98V97H167ZM171 98V97H170ZM176 98V97H175ZM184 98V97H183ZM197 98V97H196ZM206 98V97H205ZM209 98V97H208ZM207 98V99H208ZM4 99V98H3ZM50 99V98H49ZM59 99V98H58ZM128 99H130V98H128ZM143 99V98H142ZM155 99V98H154ZM171 99H173V97L171 98ZM193 99V98H192ZM2 100V99H1ZM131 100V99H130ZM134 100V99H133ZM136 100V99H135ZM150 101H152V100H150ZM157 101V100H156ZM180 101H181V97H180ZM111 102V101H110ZM116 102V101H115ZM135 102V101H134ZM139 102V101H138ZM154 102V101H153ZM158 102V101H157ZM174 102V101H173ZM52 103H54V102H51V104ZM112 103V102H111ZM122 103V102H121ZM148 103V102H147ZM168 103V102H167ZM166 103V104H167ZM179 103V102H178ZM120 104V103H119ZM125 104V103H124ZM142 104H144V105H146L145 103H142ZM163 104V103H162ZM216 104V103H215ZM214 104V105H215ZM56 105V104H55ZM90 105V104H89ZM128 105V104H127ZM174 105V104H173ZM177 105V104H176ZM180 105H182V104H180ZM217 105V104H216ZM116 105H114V107H115ZM120 106L121 107H123L121 104H120ZM131 106V105H130ZM148 106H150V105H148ZM158 106H159V108H160V105L158 104ZM163 106V105H162ZM161 106V107H162ZM56 107H57V105H56ZM55 107V108H56ZM108 107H110V106H108ZM134 107V106H133ZM133 107H131V108H133ZM170 107V106H169ZM176 106L174 105V108H175ZM179 107V106H178ZM178 107L176 108V109H178ZM182 107V106H181ZM213 107V106H212ZM58 108V107H57ZM87 108V107H86ZM92 108H94V107H92ZM97 107H95V109H96ZM112 108H113V106H112ZM125 108V107H124ZM127 108V107H126ZM130 108V109H131ZM137 108H138V106L136 107V110H137ZM140 108H141V106H140ZM145 108V107H144ZM180 108V107H179ZM191 108V107H190ZM200 108V107H199ZM217 108H220L219 106L217 107ZM237 108V107H236ZM240 108V107H239ZM77 109V108H76ZM80 109V108H79ZM91 109V108H90ZM98 109V108H97ZM122 109V108H121ZM151 109H152V107H151ZM158 109V108H157ZM161 109V108H160ZM163 109V108H162ZM166 109V108H165ZM171 109V110H170ZM170 109H168L169 111H172L173 109L172 108H170ZM198 109V108H197ZM209 109V108H208ZM227 109V110H226ZM228 109H232L229 105H228V107H226V105L223 107L222 106V108H221V111L220 112H225V110H226V112L227 113H225V114H229L228 113V111L230 112V110H228ZM247 109V108H246ZM250 109V108H249ZM91 110H93V109H91ZM108 110V109H107ZM120 110V109H119ZM133 110V109H132ZM148 110V109H147ZM150 110V109H149ZM153 110V109H152ZM179 110H182L181 108L179 109ZM184 110V109H183ZM206 110V109H205ZM232 110H235V109H232ZM238 110V109H237ZM237 110H235V111H237ZM240 110V109H239ZM242 110V109H241ZM256 110V109H255ZM50 111V110H49ZM56 111H57V109H56ZM109 111V110H108ZM111 111V110H110ZM109 111V112H110ZM122 111H123V109H122ZM140 111H141V109H140ZM151 111V110H150ZM154 111H156V110H154ZM219 111V110H218ZM244 111H245V109H244ZM244 111L242 112V111H239L240 113L242 112V113H244ZM54 112V111H53ZM75 112V111H74ZM78 112V111H77ZM87 112V111H86ZM90 113H91V111H89ZM121 112V111H120ZM128 112V111H127ZM131 112V111H130ZM135 112V111H134ZM138 112H139V109H138ZM142 112H144V111H141V114H142ZM151 112H153V111H151ZM185 112V111H184ZM194 112V111H193ZM199 112V111H198ZM201 112V111H200ZM212 112V111H211ZM248 112V111H247ZM252 111H250V113H251ZM96 113V112H95ZM106 113V112H105ZM113 113V112H112ZM123 113V115L125 114L124 112H122ZM132 113V112H131ZM130 113V114H131ZM175 113H177V111L175 112ZM180 113V112H179ZM181 113L182 114H184L182 111H181ZM188 113V112H187ZM207 113H209V112H207ZM233 113V112H232ZM238 113V112H237ZM239 113V114H240ZM241 113V114H242ZM246 113V112H245ZM47 114V113H46ZM87 114V113H86ZM89 114V113H88ZM119 114V113H118ZM128 114V113H127ZM134 114V113H133ZM136 114V113H135ZM146 114V113H145ZM148 114V113H147ZM146 114V115H147ZM154 114V113H153ZM169 114V113H168ZM171 114V113H170ZM174 114V113H173ZM197 114V113H196ZM222 114V113H221ZM249 114V113H248ZM254 114H256V113H253L252 115H254ZM49 115V114H48ZM51 115V114H50ZM56 115H58V114H56ZM68 115V114H67ZM70 115V114H69ZM72 115V114H71ZM79 115H81V114H79ZM98 115V114H97ZM106 115V114H105ZM110 115V114H109ZM117 115V114H116ZM120 115H122L121 113H120ZM139 115V114H138ZM138 115H134V118H135V116H137L136 118H138L139 116ZM143 115H144V113H143ZM149 115V114H148ZM164 115V114H163ZM172 115V114H171ZM175 115V114H174ZM173 115V116H174ZM179 115V114H178ZM177 115V116H178ZM188 115V114H187ZM186 115V116H187ZM238 115V114H237ZM53 116V115H52ZM61 116V115H60ZM63 116V115H62ZM61 116V117H62ZM82 116V115H81ZM102 116V115H101ZM118 116V115H117ZM116 116V117H117ZM126 116V115H125ZM167 116V115H166ZM184 116V115H183ZM196 116V115H195ZM198 116H200V115H198ZM223 116H225V115H223ZM229 116V118H231L232 119V117L234 116V115H232V117H231V115H228ZM246 116V115H245ZM250 116V115H249ZM248 116V118L250 119V117ZM56 117V116H55ZM59 117V116H58ZM58 117H57V119H58ZM60 117V118H61ZM78 117V116H77ZM95 117H96V115H95ZM106 117V116H105ZM141 118L142 117H146V116H140ZM139 117V118H140ZM150 116H148V118H149ZM171 117V116H170ZM202 117V116H201ZM219 117H221V115L219 116ZM219 117H217L215 120H212L215 124H217L219 121H220V119H219ZM226 117H227V115H226ZM226 117H222V118H226ZM240 117V116H239ZM238 117V118H239ZM243 117H244V115H243ZM242 117V118H243ZM251 117H253L254 118V116H251ZM47 118H48V116H47ZM50 118V117H49ZM53 118V117H52ZM67 118V117H66ZM81 119L79 120L78 118V120L80 121H78L79 123H81V124H83V123H87V122H85V119H86V117H80ZM91 118H94V117H91ZM98 118V117H97ZM102 118V117H101ZM119 118V117H118ZM138 118V119H139ZM163 118V117H162ZM180 118H182V116L180 115ZM185 118V117H184ZM191 119L189 120V127L191 128L190 130H194V131H196V133H199V131H201L202 130V128H204L203 126H202V128H200V130L198 129H196L197 127H196V125L197 124H199L200 125V123H201V120H200V118L197 120V122H199V123H197V124H195L193 121H195V120H193L192 118L193 117H190ZM234 118V117H233ZM242 118H240V119H242ZM248 118L245 120V121H247L248 120ZM252 118V119H253ZM257 118V116H255V118L254 119H256ZM56 119V120H57ZM127 119V118H126ZM132 119H133V117H132ZM146 119H147V117H146ZM188 119V118H187ZM196 119V118H195ZM205 118H203V120H204ZM227 119V118H226ZM238 120L236 117L234 118V120ZM243 119H245V118H243ZM243 119H242V121H243ZM253 119V120H254ZM17 120V119H16ZM53 120V119H52ZM55 120V119H54ZM60 120H62V118L60 119ZM72 120V119H71ZM89 120H93V119H89ZM94 120H96L97 121V119H94ZM113 120V117L111 116V118H106V119H101V120H99L100 122L98 123L99 124V126H100V128L102 127V125H106V127H104L105 129H104V132H105V130L107 129V128H112V123H111V121ZM121 120V119H120ZM119 120V122H121ZM133 120H135V119H133ZM153 119H151V121H152ZM163 120V119H162ZM177 120V119H176ZM193 120V121H192ZM200 120V121H199ZM206 120V119H205ZM221 120H223V119H221ZM225 120V119H224ZM233 120V119H232ZM234 120L233 121H231V125H232V123H234V125L236 124L235 122H234ZM251 120V119H250ZM257 120V119H256ZM255 120V124H254V121L252 122V120H251V122L249 123V120H248V123L246 122V124H244V123H241V125L239 126L240 128V130H238V128L235 126H233V128H232V126L230 125V126H228V124L226 125L225 124V126H227V127H223L224 129H225V133H227L226 135H227V137H226V140L224 141V138L223 137H221V138H223V139H220L218 136H217V138H219V140L221 141H223L224 142V144L226 145V147H228V148H230L231 149V145H235V144H237L236 142H238V145L240 144L239 142H241L242 140H245L246 139V137H244V135H242V134H245L244 133V131L245 130H250V131H255V130H257V121ZM58 121V120H57ZM73 121V120H72ZM114 121V120H113ZM116 121H118V119L116 120ZM115 121V123H117ZM136 121V120H135ZM139 121V120H138ZM141 121V120H140ZM144 121H146L145 119H144ZM156 121V120H155ZM180 121H181V119H180ZM185 121V120H184ZM208 121V120H207ZM238 121H240V120H238ZM238 121H237V123H238ZM7 122H9V119H8V121ZM20 122V121H19ZM54 122V121H53ZM56 122V121H55ZM90 122V121H89ZM93 122H95V121H92V123ZM127 122V121H126ZM125 122V123H126ZM134 122V121H133ZM142 122H143V118H142ZM142 122H138V123H141L142 124ZM147 122H150V118H149V121H147ZM146 122V123H147ZM165 122V121H164ZM167 122V121H166ZM211 122V121H210ZM221 122H223L224 123V121H220L219 123L221 124ZM5 124H6V122H4ZM52 123V122H51ZM68 123V122H67ZM73 123V122H72ZM130 123H131V121H130ZM180 123H182V122H180ZM192 123H194L195 125V127L196 128H194L191 124ZM209 123V122H208ZM214 123H210L211 125H213ZM252 123V124H251ZM1 124V123H0ZM8 124V123H7ZM12 124V123H11ZM81 124H80V126H81ZM140 124V125H141ZM149 124V123H148ZM147 124V125H148ZM160 124V123H159ZM170 124V123H169ZM187 124V123H186ZM202 124V123H201ZM204 124V123H203ZM244 124V125H243ZM18 125V124H17ZM16 125V126H17ZM26 125V124H25ZM70 125V124H69ZM74 125V124H73ZM92 125H96V124H92ZM111 125V126H110ZM136 125V124H135ZM155 125H157V124H155ZM174 125V123L172 124V125H169L170 127H174L173 126ZM182 125H184V124H181V126ZM207 125V124H206ZM210 125V126H211ZM258 125H259V122H258ZM1 126V125H0ZM7 126V125H6ZM76 126V125H75ZM115 126V125H114ZM124 126V125H123ZM139 126V125H138ZM137 126V127H138ZM143 126H144V128H148V130H147V128H146V133H144L143 132V136L141 137V139L139 138V140H140V146H141V148H140V153L137 155L136 154V152H133V153H135L138 157L136 158V156H135V158H134V160H130V165L133 167V168H135L137 171H138V177H139V172H142L143 171V168H142V166H144V165H142V163L144 164V159H146V156L149 154V152L150 151H152V152H154L155 153V155H157L158 153H160V151L162 150V152H163V149H164V146L166 145H168V144H173L174 142H177V143H180L182 146H184V144L185 145H187V148H188V146H189V148L191 149V151L189 152L190 153V155L192 154V155H194L195 153H197V155H200V160L199 159H197L196 157H192V158H190V159H188V161H187V163H189V164H191V163H194V162H196V163H198L197 161H199V164H201L200 166H201V168L202 169H204L203 171L205 172V173H203L202 175H199L198 177H196V179H195V184L196 183H199V181H201V183L203 184L204 182H202V180L203 179H205V178H207L209 181H216L217 179L219 180H223V177H225V178H227L228 179V177L227 176H233V175H231L228 171V168H230V166L228 167V164L227 163H225L224 161L222 162L221 160H219V159H216V157H213V155H212V157L211 156H209V154H207V155H203V154H201L202 152H203V149H202V152H200L199 151V148H200V143H199V141H198V144H200L199 145V148H198V146H197V144H195L194 142H191L190 140H188L186 137H184V136H182V135H177V132L175 133V131L173 132H165V133H163L161 130H159L158 128H157V130L155 131V129H156V127H151V129H149V125L148 126H146L145 125V122H144V124H143ZM164 126V125H163ZM207 126H209V124L207 125ZM215 126V125H214ZM217 126L219 127V124L218 125H216V128H217ZM221 126H224L223 124H221L220 125V127ZM257 126V127H256ZM26 127V126H25ZM27 127H29V126H27ZM34 127V126H33ZM69 127H71V126H69ZM67 128V130L68 129H70V128ZM93 127V126H92ZM92 127H90L91 129H92ZM97 127V126H96ZM136 127V128H137ZM161 127H162V125H161ZM168 127V126H167ZM166 127V128H167ZM169 127V128H170ZM175 127H176V125H175ZM213 127V126H212ZM6 128V127H5ZM13 128V127H12ZM75 128V127H74ZM74 128H71L72 130L74 129ZM99 128V127H98ZM98 129V130H96V131H100L101 133H103L102 131H103V129H102V131H101V129ZM114 128V127H113ZM112 128V129H113ZM123 128V127H122ZM181 128V127H180ZM199 128V127H198ZM214 128V127H213ZM216 128H214V129H216ZM222 128V127H221ZM258 128H260V125H259V127ZM11 129V128H10ZM31 129V128H30ZM70 129V130H71ZM76 130H77V127L75 128ZM79 129V128H78ZM111 129V130H112ZM119 129V128H118ZM118 129H116V130H118ZM164 129V128H163ZM183 129V128H182ZM181 129V130H182ZM210 129V128H209ZM220 129V128H219ZM65 130V129H64ZM70 130L69 131H66V132H69V133H67V134H69V135H67L68 137H70L71 135H73L74 133H76V134H74V136L76 135H78L79 136V130L77 131V132H79L78 134H77V132H74L75 130H73V132L70 134ZM109 130V129H108ZM108 130H106V132L108 131ZM134 130V129H133ZM136 130V129H135ZM142 130V129H141ZM145 130V129H144ZM159 130V131H158ZM169 130V129H168ZM172 130V129H171ZM170 130V131H171ZM175 130H176V128H175ZM192 130V131H193ZM205 130V129H204ZM206 130H207V127H206ZM211 130V129H210ZM213 130V129H212ZM211 130V131H212ZM220 130H223V129H220ZM260 129H258V131H259ZM13 131V130H12ZM22 131H24V130H22ZM83 131V129L81 130V132ZM86 131V130H85ZM115 131V130H114ZM114 131H111L112 132V136H114L115 134H114ZM140 131V130H139ZM158 131V132H157ZM203 131V130H202ZM208 131V130H207ZM207 131L205 132H201L199 135L201 136V134L203 133H207ZM261 131V130H260ZM51 132V131H50ZM110 132V133H111ZM125 132V131H124ZM136 132V131H135ZM179 132V131H178ZM181 132V131H180ZM209 132V131H208ZM218 132V131H217ZM220 132V131H219ZM223 132V131H222ZM242 132V133H241ZM18 133H20L19 131H18ZM43 133H44V131H43ZM47 133H49V132H47ZM62 133H63V131H62ZM85 132H83V134H84ZM87 133H89V132H87ZM91 133V132H90ZM109 133V132H108ZM116 133V132H115ZM184 133V132H183ZM191 133H193V132H191ZM195 133V132H194ZM195 133V134H196ZM224 133V132H223ZM223 133H220V134H223ZM225 133H224V135H225ZM249 133V132H248ZM252 134H253V132H251ZM255 133V132H254ZM83 134H81L80 135V138H81V136L83 135ZM104 134V133H103ZM133 134V133H132ZM137 134V133H136ZM140 134H142V133H140ZM180 134V133H179ZM187 134H188V131H187ZM189 134H190V132H189ZM209 134H210V132H209ZM8 135V134H7ZM7 135H5V136H7ZM32 135V134H31ZM47 135V134H46ZM62 135V134H61ZM65 135V134H64ZM64 135H63V137H64ZM99 135H100V133H99ZM107 134H105V136H106ZM123 135V134H122ZM135 135V134H134ZM207 135V134H206ZM206 135H204L205 137H206ZM223 135V136H224ZM255 135V134H254ZM257 135H258V133H257ZM4 136V137H5ZM20 136V135H19ZM29 136V135H28ZM102 136V135H101ZM104 136V135H103ZM108 136H109V134H108ZM117 136V135H116ZM132 136V135H131ZM137 136H138V134H137ZM189 136V135H188ZM187 136V137H188ZM191 136V135H190ZM203 136V135H202ZM209 135H207V137H208ZM213 136V135H212ZM222 136V135H221ZM247 136V135H246ZM253 136V135H252ZM260 136V135H259ZM259 136H258V138H259ZM9 137H12L11 136V134L10 135H8L7 137H6V139L8 138L9 139ZM14 137V136H13ZM18 137V136H17ZM34 137H35V135H34ZM37 137V136H36ZM62 137V136H61ZM72 137V136H71ZM83 137H86L85 136V134L83 135ZM82 137V138H83ZM89 137V136H88ZM94 137V136H93ZM96 137V136H95ZM134 137V136H133ZM139 137V136H138ZM2 138V137H1ZM55 138H58V137H55ZM77 138V137H76ZM127 138H128V136H127ZM193 138H195V137H193ZM192 138V139H193ZM211 138V137H210ZM248 138V137H247ZM257 138V139H258ZM7 139V140H8ZM12 139V138H11ZM36 139V138H35ZM79 139V138H78ZM85 139V138H84ZM90 139V138H89ZM88 138H86V140H89ZM131 139V138H130ZM129 138L128 139H126V140H130ZM133 139V138H132ZM136 139V138H135ZM196 139V138H195ZM213 139V138H212ZM212 139H209L208 138V140L209 141H211ZM0 140H2V141H0V142H3L5 139L3 138V139H0ZM39 140V139H38ZM46 140V139H45ZM44 140V141H45ZM57 140V139H56ZM82 140V139H81ZM80 140V141H81ZM97 140V139H96ZM112 140V139H111ZM116 140V139H115ZM205 140H206V138H205ZM263 140V139H262ZM11 141V140H10ZM48 141V140H47ZM76 141H78V140H76ZM107 141V140H106ZM132 141V140H131ZM138 141V140H137ZM194 141V140H193ZM197 141V140H196ZM216 142L218 141V140H215ZM220 141H218L219 143H220ZM249 141V140H248ZM8 142V144L10 143L9 141H4L3 143H7ZM14 142V141H13ZM20 142H23V141H21V139L18 137V138H15V142L11 145V144H9V147L6 145H4L5 146V148L6 149H8L9 151H10V154L12 155V153L11 152H15V151H17L18 149V146H17V144H19ZM54 142V141H53ZM88 142H90V140L88 141ZM93 142V141H92ZM99 142H100V140H99ZM105 142V141H104ZM127 142V141H126ZM125 142V143H126ZM134 142H135V140H134ZM154 142V143H153ZM217 142V143H218ZM222 142V143H223ZM247 142V141H246ZM250 142V141H249ZM248 142V143H249ZM24 143V142H23ZM40 143V142H39ZM45 143V142H44ZM58 143V142H57ZM81 143H83V142H81ZM95 143V142H94ZM129 143H130V141H129ZM136 143V142H135ZM176 143V144H177ZM203 143V142H202ZM212 143L214 144V139H213V141H212ZM222 143H221V145H222ZM242 143H243V141H242ZM25 144V143H24ZM24 144H22V145H24ZM27 144V143H26ZM41 144V143H40ZM107 144H109V143H107ZM119 144V143H118ZM117 144V145H118ZM127 144V143H126ZM162 144H164V146L162 145ZM204 144V143H203ZM247 144V143H246ZM1 145H3L2 143H1ZM28 145V144H27ZM31 145V144H30ZM38 145V144H37ZM60 145V144H59ZM86 145V144H85ZM85 145H83V146H85ZM93 145V144H92ZM98 145H100V144H98ZM104 145V144H103ZM136 145V144H135ZM174 145V144H173ZM216 145V144H215ZM220 145V146H221ZM251 145V144H250ZM19 146H21V145H19ZM25 146V145H24ZM23 146V147H24ZM87 146V145H86ZM88 146H89V144H88ZM127 147H128V145H126ZM172 146V145H171ZM197 146V147H196ZM202 146V145H201ZM205 146V145H204ZM216 146H219L218 144L216 145ZM32 147V146H31ZM38 147V146H37ZM41 147V146H40ZM40 147H39V150H40ZM55 147V146H54ZM98 147V146H97ZM109 147V146H108ZM130 147V146H129ZM133 147V146H132ZM170 147V146H169ZM185 147V146H184ZM205 147H207V145L205 146ZM204 147V148H205ZM209 147H210V145H209ZM221 147H225L224 145H222ZM220 147V148H221ZM225 147V148H226ZM237 147V146H236ZM244 147H246V146H244ZM247 147L248 148H250L249 146H248V144H247ZM3 148V147H2ZM5 148H3V149H5ZM22 148V147H21ZM21 148H19V150H21ZM29 148V147H28ZM35 148V147H34ZM49 148V147H48ZM99 148V147H98ZM103 148V147H102ZM110 148H111V146H110ZM131 148V147H130ZM172 148H174V147H172ZM203 148V147H202ZM208 148V147H207ZM233 148V147H232ZM235 148V147H234ZM23 149H25V148H23ZM27 149V148H26ZM32 149V148H31ZM42 149V148H41ZM47 149V148H46ZM57 149V148H56ZM60 149V148H59ZM104 149H106L105 147H104ZM103 149V150H104ZM129 149V148H128ZM138 149V148H137ZM175 149H177V147L175 148ZM180 149V148H179ZM209 149H211V148H209ZM7 150V151H8ZM29 150V149H28ZM34 150V149H33ZM44 150V149H43ZM42 150V152H44ZM48 150V149H47ZM98 150V149H97ZM170 150V149H169ZM172 150V149H171ZM170 150V151H171ZM212 150V149H211ZM222 150V149H221ZM233 150V149H232ZM247 150V149H246ZM1 151H3V150H1V146H0V152ZM7 151H5L6 153H7ZM23 151V150H22ZM30 151V150H29ZM41 151V150H40ZM46 151V150H45ZM61 151V150H60ZM96 151V150H95ZM100 151H102V150H100ZM109 151V150H108ZM126 151H127V149H126ZM135 151V150H134ZM173 151V150H172ZM206 151V150H205ZM205 151L203 152L204 154H205ZM208 151H210V150H208ZM229 151V150H228ZM238 151V150H237ZM241 151V150H240ZM247 151H249V149L247 150ZM32 152H34V151H32ZM112 152V151H111ZM124 152V151H123ZM175 152V151H174ZM182 152H184V151H182ZM207 152V151H206ZM212 152H213V150H212ZM212 152H210V155H211V153ZM223 152H224V149H223ZM245 152V151H244ZM243 152V153H244ZM250 152H252V149H251V151H249V153ZM3 153H4V151H3ZM5 153V155H8V154H6ZM26 153H27V150H26ZM29 153V152H28ZM27 153V154H28ZM31 153V152H30ZM37 153H39V151L37 152ZM41 153V152H40ZM39 153V154H40ZM97 153H99V150H98V152ZM126 153V152H125ZM124 153V154H125ZM128 153L130 154V152L128 151ZM138 153V152H137ZM214 153V152H213ZM229 153V152H228ZM248 153V152H247ZM246 153V154H247ZM253 153V152H252ZM1 154V157H2V159L1 160H3V162H4V160H6L5 159V157L4 156H2V153H0ZM14 154V153H13ZM17 153H15V155H16ZM19 154H21L20 152H19ZM23 154V153H22ZM21 154V155H22ZM48 154V153H47ZM113 154H114V152H113ZM128 154V155H129ZM151 155H152V153H150ZM162 154V153H161ZM164 154V153H163ZM167 154V153H166ZM169 154V153H168ZM175 154V153H174ZM183 154V153H182ZM186 155H188L187 154V152L185 153ZM184 154V155H185ZM225 154H227V152L225 153L224 152V155ZM256 154H258L257 152H256ZM4 155V154H3ZM24 155H26V154H24ZM36 155H38V154H36ZM41 155V154H40ZM45 155V154H44ZM44 155H43V159L41 158L40 160H44ZM51 155V154H50ZM127 154H125V156H126ZM127 155V156H128ZM165 155V154H164ZM190 155H188V157L190 156ZM196 155V156H197ZM203 155V156H202ZM214 155H216V154H214ZM218 155H220V153L218 154ZM218 155H217V157H218ZM250 155H251V153H250ZM10 156V155H9ZM18 155H16V157H17ZM28 156V155H27ZM26 156V157H27ZM29 156H32V155H29ZM28 156V157H29ZM48 156V155H47ZM116 156V155H115ZM132 156H134V155H132ZM175 156V155H174ZM249 156V155H248ZM4 157V158H3ZM21 157V156H20ZM25 157V156H24ZM24 157H22V159H24L25 160V158ZM27 157V158H28ZM38 157V156H37ZM46 157V156H45ZM117 157H119V156H117ZM129 157H130V155H129ZM128 157V158H129ZM150 157V156H149ZM162 157V156H161ZM170 157V156H169ZM251 157V156H250ZM258 157V156H257ZM262 157V156H261ZM26 158V159H27ZM31 158V157H30ZM34 158H35V156H34ZM126 158V157H125ZM131 158V157H130ZM129 158V159H130ZM186 158H187V156H186ZM219 158V157H218ZM220 158H221V156H220ZM253 158V157H252ZM21 159V160H22ZM38 158H36V160H37ZM46 159V158H45ZM127 159V158H126ZM150 159H151V157H150ZM155 159H156V157H155ZM163 159H164V157H163ZM165 159H166V157H165ZM170 159V158H169ZM178 159H179V157H178ZM183 159V158H182ZM181 159V161H183ZM223 159V158H222ZM232 159V158H231ZM259 159V158H258ZM0 160V161H1ZM8 160V159H7ZM20 160V161H21ZM23 160V161H24ZM31 160V159H30ZM39 160V161H40ZM47 160V159H46ZM119 160V159H118ZM148 160V159H147ZM177 160V159H176ZM224 160V159H223ZM18 161H19V158H18ZM22 161V162H23ZM27 161H29L28 159H27ZM26 161V162H27ZM106 161V160H105ZM122 161V160H121ZM152 161H153V158H152ZM162 161H165V160H162ZM170 162L171 161H173L172 160V158H171V160H169ZM177 161H179V160H177ZM176 161V162H177ZM185 161V160H184ZM228 161V160H227ZM231 161V160H230ZM258 161V160H257ZM256 161V162H257ZM2 162V161H1ZM6 162V161H5ZM8 162H10V161H8ZM32 162V161H31ZM43 162V161H42ZM47 162V161H46ZM111 162V161H110ZM150 162V161H149ZM148 162V163H149ZM234 162V161H233ZM232 162V163H233ZM242 162V161H241ZM264 162V161H263ZM263 162H261V165H262V163ZM7 163V162H6ZM19 165L21 164V163H19V162H17ZM120 163V162H119ZM122 163H123V161H122ZM124 163H126V161L124 162ZM123 163V164H124ZM145 163H146V161H145ZM5 163H3V164H1L2 166L4 165ZM10 164V163H9ZM9 164H7V166L9 165ZM13 164V163H12ZM24 164V163H23ZM23 164H21V165H23ZM27 164H28V162H27ZM35 164V163H34ZM42 164V163H41ZM44 164H45V161H44ZM44 164L41 166V167H43L44 166ZM63 164V163H62ZM106 164H107V162H106ZM153 164H154V161H153ZM167 164V163H166ZM170 164H172V162L170 163ZM169 164V165H170ZM178 164V163H177ZM182 164V163H181ZM195 164V163H194ZM240 164V163H239ZM242 164V163H241ZM240 164V165H241ZM17 165V164H16ZM25 165H26V163H25ZM37 165V164H36ZM48 165V164H47ZM105 165V164H104ZM104 165H102V167L104 166ZM108 165V164H107ZM110 165V164H109ZM146 165H147V163H146ZM156 164H154V166H155ZM161 165H162V163H161ZM188 165V164H187ZM197 166H199L198 164H196ZM230 165H232V164H230ZM235 165H237V164H235ZM4 166H6V165H4ZM11 166V165H10ZM9 166V167H10ZM13 166V165H12ZM12 166H11V168H12ZM18 166V165H17ZM35 166V165H34ZM45 166H46V164H45ZM53 166V165H52ZM57 166H58V164H57ZM113 166V165H112ZM123 166V165H122ZM121 166V163H120V167H122ZM124 166H126V165H124ZM151 166V165H150ZM168 166V165H167ZM177 166V165H176ZM184 166V165H183ZM192 166V165H191ZM199 166V167H200ZM8 167V168H9ZM31 167H32V165H31ZM37 168L39 167L38 165L36 166ZM105 167V166H104ZM110 167L111 166H109V169H110ZM147 167H149V166H147ZM160 168H161V166H159ZM170 167H172V166H170ZM170 167H168V168H170ZM182 167V166H181ZM180 167V168H181ZM186 167V166H185ZM232 167V166H231ZM1 168L2 167H0V171H1ZM4 168V167H3ZM7 167L4 169V171H5V177L7 176V177H9V176H11V174L9 173V169H8ZM17 169H19L18 167H16ZM16 168H14V169H16ZM22 168H23V166H22ZM45 168V167H44ZM64 168V167H63ZM62 168V169H63ZM67 168V167H66ZM127 168H128V166H127ZM145 168V167H144ZM149 168H151V167H149ZM184 168V167H183ZM183 168H181V169H183ZM188 168V167H187ZM195 168V167H194ZM197 168V167H196ZM195 168V169H196ZM200 168V169H201ZM235 168L236 169H238L239 167H236L235 166ZM245 168V167H244ZM262 168V167H261ZM263 168H264V164H263ZM261 169V170H264V169ZM13 169V170H14ZM31 169V168H30ZM34 169L36 170V168L34 167ZM54 169H55V167H54ZM54 169H52V170H54ZM59 169H61V168H59ZM65 169V168H64ZM102 169V168H101ZM123 169H125V167H123ZM148 169V168H147ZM147 169H145L146 170V172H148L147 171ZM157 169H158V167H157ZM163 169V168H162ZM177 169V168H176ZM20 170V169H19ZM19 170H17V171H19ZM33 170V169H32ZM48 170V169H47ZM105 170H106V168H105ZM127 170V169H126ZM125 170V171H126ZM149 170V169H148ZM166 171H167V169H165ZM172 170V169H171ZM180 170V169H179ZM184 170V171H183ZM182 171L183 172H185V169H183ZM15 171V170H14ZM16 171V172H17ZM22 171V170H21ZM34 171V170H33ZM56 171V170H55ZM107 171H109V170H107ZM128 171H130V168H129V170ZM152 171V170H151ZM154 171V170H153ZM159 171V170H158ZM161 171V170H160ZM164 171V170H163ZM170 171V170H169ZM176 171V170H175ZM178 171V170H177ZM190 171V173L192 172L193 173V171H191V170H189ZM196 171V170H195ZM200 172V170H198V168H197V172ZM258 171V170H257ZM256 171V172H257ZM3 172V171H2ZM15 172V173H16ZM37 172V171H36ZM40 172V171H39ZM42 172V171H41ZM50 172V171H49ZM52 172H54V171H52ZM61 172H62V170H61ZM60 172V173H61ZM110 172V171H109ZM113 172V171H112ZM121 172H124V171H122V169H121ZM120 172V173H121ZM131 172H133L132 170L130 171V176H128V181H125L126 182V184L128 183V185H129V183H130V186L131 185H135V187H133L131 190L132 191H134V188H136V189H138V191H139V189L141 188H144V185L147 183V184H149L147 181H143V182H146V183H144V184H142L143 182H141V181H138V182H135V181H133L134 180V176H131ZM145 172V171H144ZM198 172V173H199ZM234 172H235V170H234ZM240 172V171H239ZM239 172H237V173H239ZM263 172V171H262ZM1 173V172H0ZM4 173V172H3ZM14 173V172H13ZM58 172H55V174H57ZM64 173V172H63ZM93 173V172H92ZM125 173H127V172H125ZM149 173V172H148ZM151 173H153V172H150V175H148L147 176V173H145V175H146V177H149V176H151ZM157 173V172H156ZM161 173H163V172H161ZM172 174H173V172H171ZM170 173V174H171ZM175 173V172H174ZM178 173V172H177ZM189 173V174H190ZM241 173H243L244 174V172H241ZM240 173V176H242L243 177V175ZM257 173H261V172H257ZM264 173V172H263ZM53 174V173H52ZM112 174V173H111ZM128 174V173H127ZM127 174L126 175H122V177H121V175L119 176V178H120V182H121V180L122 179H124V180H126L127 178ZM132 174H134L135 175V173H132ZM142 174V173H141ZM167 174H168V172H167ZM169 174V175H170ZM180 174H182L181 172H180ZM180 174H179V178L178 179H180ZM189 174H188V176H189ZM194 175H197V174H195V173H193ZM235 174V173H234ZM255 174V173H254ZM1 175H3V174H1ZM143 175V174H142ZM155 175V174H154ZM153 175V176H154ZM173 175H175V174H173ZM177 175V174H176ZM184 175H186V174H183L182 175V177L184 176ZM236 175V174H235ZM257 175V174H256ZM261 175V174H260ZM4 176V175H3ZM15 176H16V174H15ZM39 176V175H38ZM47 176V175H46ZM45 176V177H46ZM50 176H54V174L53 175H50ZM89 176V175H88ZM93 176V175H92ZM124 176H126V177H124ZM136 176V175H135ZM156 176V175H155ZM157 176L158 177H155V179H154V177H153V179L154 180H156L157 178L158 179H160V178H162V176H163V174H159V173H157ZM166 176V175H165ZM171 176V175H170ZM170 176H167V177H164L163 176V181L164 180H166V182L169 184V181L170 180H172L173 181V178L171 179L170 178ZM192 176V175H191ZM239 176V177H240ZM245 176V175H244ZM5 177H3V178H5ZM13 177V176H12ZM17 177V176H16ZM48 177V176H47ZM56 177V176H55ZM59 177H60V175H59ZM117 177H118V175H117ZM256 177H258V176H256ZM1 178V177H0ZM38 178V177H37ZM49 178H51V177H49ZM49 178H47V179H49ZM52 178H54V177H52ZM58 178V177H57ZM90 178V177H89ZM136 178V177H135ZM143 179L144 177H140V179ZM152 178V177H151ZM195 178V177H194ZM225 178H224V180H225ZM235 178V177H234ZM233 178V179H234ZM238 178V177H237ZM261 178V177H260ZM8 179V178H7ZM11 178L9 177V179L8 180H10ZM36 179V178H35ZM46 178H44V180H45ZM47 179L45 180V181H47ZM118 179V178H117ZM114 180V181H118V180ZM137 179V178H136ZM150 179V178H149ZM157 179V180H158ZM174 179H177V178H174ZM187 179V178H186ZM189 179V178H188ZM191 179H193V178H191ZM207 179H206V181H207ZM231 179H232V177H231ZM233 179H232V181H233ZM242 178H240L239 180H241ZM258 179V178H257ZM263 179V178H262ZM2 180V179H1ZM3 180H5V179H3ZM42 180V179H41ZM40 180V181H41ZM51 180H53V179H51ZM55 180V179H54ZM92 180H93V178H92ZM124 180H122V182L119 184V186L120 185H122V183H123V181ZM144 180V179H143ZM146 180V179H145ZM184 180V179H183ZM194 180V179H193ZM192 180V181H193ZM229 180V179H228ZM236 180V179H235ZM234 180V181H235ZM264 180V179H263ZM12 181H15V180H12ZM39 181V182H40ZM56 181V180H55ZM58 181V180H57ZM90 181V180H89ZM175 181V180H174ZM173 181V182H174ZM177 181V180H176ZM204 181V180H203ZM1 182V181H0ZM5 182V181H4ZM11 182V181H10ZM29 182V181H28ZM43 182V180L40 182V183H42ZM87 182V181H86ZM158 182V181H157ZM160 182V181H159ZM181 182H183V181H181V179H180V181H179V183H181ZM186 182V181H185ZM218 182H222V181H218ZM227 181H225L224 183H226ZM246 182V181H245ZM8 182H6V184H7ZM44 183V182H43ZM49 183V182H48ZM51 183L53 184V182L51 181ZM112 183V182H111ZM139 183V184H138ZM162 183H164V182H162ZM171 183V182H170ZM187 183V182H186ZM209 185H211L209 182H207ZM223 183V184H224ZM237 183H238V181H237ZM247 183H249V182H247ZM17 184V183H16ZM28 184V183H27ZM38 184V183H37ZM46 184V183H45ZM51 184V185H52ZM89 184V183H88ZM92 184V183H91ZM103 184V183H102ZM109 184V183H108ZM113 184V183H112ZM118 184V183H117ZM117 184H115V186H118ZM125 184V183H124ZM125 184V185H126ZM173 184V183H172ZM171 184V185H172ZM185 184V183H184ZM191 184V183H190ZM193 184V183H192ZM191 184V185H192ZM205 184V183H204ZM214 184V183H213ZM218 185L219 184H221V183H217ZM246 184V183H245ZM5 185V184H4ZM39 186H40V184H38ZM48 185V184H47ZM46 185V186H47ZM55 185V184H54ZM93 185V184H92ZM152 185V184H151ZM194 185V184H193ZM196 185H198V184H196ZM217 185V186H218ZM225 185V184H224ZM36 186V185H35ZM44 186V185H43ZM53 186V185H52ZM52 186H51V188H52ZM119 186L117 187L118 189H119ZM123 187H124V185H122ZM130 186H129V188H130ZM145 186H147V185H145ZM184 186V185H183ZM185 186H189V185H185ZM205 186V185H204ZM222 186V185H221ZM231 186V185H230ZM234 186V185H233ZM33 187V186H32ZM48 187V186H47ZM50 187V186H49ZM92 187V186H91ZM109 187V186H108ZM128 187V186H127ZM155 187H156V185H155ZM160 187V186H159ZM181 187V186H180ZM192 187V186H191ZM195 187H197V186H195ZM216 187V186H215ZM264 187V186H263ZM262 187V188H263ZM24 188V187H23ZM57 188V187H56ZM114 187H112V189H113ZM125 188H126V186H125ZM161 188V187H160ZM163 189H164V187H162ZM177 188H178V185H177ZM190 188V187H189ZM207 188V187H206ZM226 188V187H225ZM19 189V188H18ZM43 189H45V188H43ZM98 189V188H97ZM135 189V190H136ZM147 189V188H146ZM153 189H155V188H153ZM197 189V188H196ZM227 189V188H226ZM252 189V188H251ZM95 190H96V188H95ZM94 190V191H95ZM105 190V189H104ZM103 190V191H104ZM107 190H109V189H107ZM115 190V189H114ZM124 190V189H123ZM129 190V189H128ZM157 190V189H156ZM260 190H262V189H260ZM21 191V190H20ZM32 191V190H31ZM99 191V190H98ZM101 191V190H100ZM117 191V190H116ZM127 191V190H126ZM137 191V190H136ZM161 191H163V190H161ZM196 191V190H195ZM204 191V190H203ZM206 191V190H205ZM225 191V190H224ZM239 191V190H238ZM96 192V191H95ZM135 192V191H134ZM141 192V191H140ZM150 192V191H149ZM160 192V191H159ZM231 192V191H230ZM250 192V191H249ZM153 193V192H152ZM155 193V192H154ZM158 193V192H157ZM244 193V192H243ZM248 193V192H247ZM144 194V193H143ZM260 199V198H259ZM264 199V198H263ZM261 201H263V200H261ZM261 207V206H260ZM221 211V210H220ZM225 211V210H224ZM227 211V210H226ZM235 211V210H234ZM233 211V212H234ZM256 211V210H255ZM215 212V211H214ZM219 211H217V213H218ZM219 213H221V212H219ZM218 213V214H219ZM223 213V212H222ZM221 213V214H222ZM235 213V212H234ZM25 214V213H24ZM228 214V213H227ZM245 214V213H244ZM254 214V213H253ZM18 215V214H17ZM88 215V214H87ZM91 215H92V213H91ZM211 216H213L212 214H210ZM209 215V216H210ZM220 215V214H219ZM219 215H217L218 217L217 218H219V217H221V216H219ZM224 215H226V214H224ZM246 215V214H245ZM247 215H249L248 213H247ZM255 215H256V213H255ZM255 215H253V216H255ZM258 215V214H257ZM21 216V215H20ZM94 215H92V217H93ZM206 216V215H205ZM210 216V217H211ZM223 216V215H222ZM228 215H226V217H227ZM229 216H231V215H229ZM250 217H251V213H250V215H249ZM264 216V215H263ZM29 217V216H28ZM208 217V216H207ZM225 217V216H224ZM226 217H225V219L224 220H226V223L225 222H217V221H215V222H213V223H216L215 225H216V227L215 228H213L214 229V231H216L217 232V236L219 237V232H221L222 231V233H223V230L225 229V226L228 224V225H230L229 224V222L227 221L228 220V218L226 219ZM239 218H240V216H238ZM241 217H243V219H244V215H242ZM246 217V216H245ZM250 217H248L247 219H248V221H249V218ZM261 217V216H260ZM16 218V217H15ZM233 218V217H232ZM239 218H237V219H239ZM256 218V217H255ZM254 218V219H255ZM259 218V217H258ZM264 218V217H263ZM96 219V218H95ZM105 219V218H104ZM203 219V218H202ZM205 219V218H204ZM207 219H209V218H207ZM210 219H212V218H210ZM213 219H214V216H213ZM222 219V218H221ZM234 219V218H233ZM233 219H231V220H233ZM241 220V223L237 226L236 225V230H234V231H236V233L234 234L235 236H237V237H240L239 235L240 234H242V232H244L245 231V225H246V223H248L247 221H245V223L243 222L244 220ZM246 219V218H245ZM246 219V220H247ZM251 219H253V218H250V224H248V225H250L248 228H247V232H245V233H247V235H245L244 233V235L242 234V236L239 238V241H237L234 237H232V238H234L235 239V241H237L238 242V244H237V246L235 245V246H233L234 244H236V243H234L233 245H231V244H229L227 247L226 246H224V247H226L225 248V250L223 251L224 252V254H223V258L222 257H220V258H222L223 260H224V258L225 259H229L230 260V262L232 261V263L231 264H264V241H263V239H264V237L262 238L261 237V235H260V232L258 231L259 229H257L258 227L259 228H261L262 227V224H261V226L259 225H257L256 227L257 228H255V225H253L252 223H258L259 221H261L262 220V218H261V220H260V218L258 219V220H251ZM29 220V219H28ZM107 220V219H106ZM230 220V219H229ZM236 220V219H235ZM240 220V219H239ZM264 220V219H263ZM262 220V221H263ZM38 221V220H37ZM97 221H98V219H97ZM208 221V220H207ZM214 221V220H213ZM222 221V220H221ZM251 221H253L252 223H251ZM256 221V222H255ZM258 221V222H257ZM261 221V222H262ZM12 222V221H11ZM14 222V221H13ZM21 222H22V220H21ZM32 222V221H31ZM86 222V221H85ZM90 222H92V221H90ZM103 222V221H102ZM105 222V221H104ZM108 222V221H107ZM234 222V221H233ZM240 222V221H239ZM264 222V221H263ZM40 224H41V222H39ZM109 223V222H108ZM205 223H207V222H205ZM211 223V222H210ZM212 223V224H213ZM236 223H237V221H236ZM235 223V224H236ZM244 223V224H243ZM11 224V223H10ZM27 224V223H26ZM67 224H68V222H67ZM74 224V223H73ZM72 224V225H73ZM105 224V223H104ZM203 224V223H202ZM233 224V223H232ZM230 225V227L232 226L233 227V225ZM259 224V223H258ZM71 225V226H72ZM78 225V224H77ZM76 225V226H77ZM103 225V224H102ZM108 225V224H107ZM107 225H105V226H107ZM110 225H111V222H110ZM201 225V224H200ZM207 225H208V223H207ZM227 225V226H228ZM13 226V225H12ZM11 226V227H12ZM33 226V225H32ZM41 226V225H40ZM68 226V225H67ZM210 226V225H209ZM8 228L10 227L9 225L7 226ZM35 226H33V228H34ZM38 227V226H37ZM37 227H36V229H37ZM44 227H46V226H44ZM73 227V226H72ZM100 227H102V226H100ZM109 227H112V226H109ZM211 227V226H210ZM212 227H213V225H212ZM15 228V227H14ZM18 228V227H17ZM41 228V227H40ZM69 228V227H68ZM76 228V227H75ZM93 228V227H92ZM103 228H104V225H103ZM108 228V227H107ZM168 228V227H167ZM198 228H200V227H198ZM201 228H203V227H201ZM263 228V227H262ZM19 229V228H18ZM72 230H74L73 228H71ZM100 229V228H99ZM98 228H95V231H94V233L93 232H90L89 233V235L87 234L86 236H85V241H86V243L88 244V246H89V249L92 251V253L94 252H96V253H98V252H101V253H103L104 252V254L106 253V252H111L112 253V251H117V252H123V248H121V247H119V246H117V247H114L115 246V244H117L118 243V241L119 240H121V239H117L116 237L118 236L117 234V236L115 235V233H114V231L113 230H115L114 228H113V230H112V228H110L109 230H99ZM206 228H204V230H205ZM212 228H210V230H211ZM213 229L211 230L212 231V233H213ZM226 229H227V227H226ZM231 229V228H230ZM13 230V229H12ZM15 230V229H14ZM21 230V229H20ZM29 230V229H28ZM41 230V229H40ZM79 230V229H78ZM83 230V229H82ZM92 231L94 230V229H91ZM153 230V229H152ZM169 230V229H168ZM244 230V231H243ZM10 231V230H9ZM16 231V233H19V232H17V230H15ZM27 231V230H26ZM43 231V230H42ZM70 231V233H73V231H71V230H69ZM75 231V230H74ZM84 231V230H83ZM86 231V230H85ZM157 231V230H156ZM208 231V230H207ZM228 231H229V229L227 230V232L225 233V234H227L228 233ZM231 231V230H230ZM229 231V232H230ZM260 231H263V230H261L260 229ZM76 232V231H75ZM115 232H117L116 230H115ZM198 232V231H197ZM3 233V232H2ZM35 233V232H34ZM33 233V234H34ZM38 233V232H37ZM47 233V232H46ZM83 233V232H82ZM118 233V232H117ZM155 233V232H154ZM166 233V232H165ZM198 233H200V232H198ZM198 233H196L197 234V236H196V239H197V237H198ZM202 234H203V232H201ZM207 233V232H206ZM211 233V234H212ZM215 233V232H214ZM263 233H264V231H263ZM21 234V233H20ZM42 234V233H41ZM55 234H57V233H55ZM76 234V233H75ZM150 234V233H149ZM156 234V233H155ZM230 234V233H229ZM232 234L233 233H231V236H232ZM237 234V235H236ZM262 234V233H261ZM15 235H17V234H15ZM22 235V234H21ZM27 235V234H26ZM26 235H23V236H26ZM32 235V234H31ZM73 235H74V233H73ZM152 235H154V234H152ZM213 235V234H212ZM223 235V234H222ZM3 236H5V235H3ZM7 236H9V235H7ZM33 236V235H32ZM44 236V235H43ZM47 236V235H46ZM46 236H45V238H46ZM76 236V235H75ZM81 236L82 235H80V238H81ZM205 236H206V234H205ZM207 236H208V234H207ZM209 236H210V233H209ZM214 237H215V235H213ZM225 236H227V235H225ZM263 236V235H262ZM2 237V236H1ZM16 237V236H15ZM29 237V236H28ZM50 237V236H49ZM53 237V236H52ZM55 237V236H54ZM53 237V238H54ZM60 237H61V235H60ZM77 237V236H76ZM83 237H84V234H83ZM203 238H204V236H202ZM201 237V238H202ZM56 238V237H55ZM78 238V237H77ZM80 238H78V239H80ZM217 238V237H216ZM220 238H221V236H220ZM223 238V237H222ZM222 238H221V241H220V243L222 242ZM3 239H5V238H3ZM9 239H11L10 237H9ZM39 239H41V237L39 238ZM43 239V238H42ZM205 239V238H204ZM214 239V238H213ZM28 240H29V238H28ZM62 240V239H61ZM64 240V239H63ZM61 241V246H59V247H57V248H55V250L53 249H51L53 252H51V253H54V255H52L53 257H54V259L56 260V263L55 264H85L84 262H82V261H80V260H82V255H84V254H81V257H80V254L78 255H76V253L74 254V255H71L72 254V250H70L69 249V245L67 246V244L64 242V241ZM118 240V241H117ZM214 240H216L217 241V239H214ZM219 240V239H218ZM232 240V239H231ZM44 241V240H43ZM50 241H52V240H50ZM65 241H68V240H65ZM84 241V242H85ZM197 241V240H196ZM201 241V240H200ZM211 241H212V238H211ZM224 241V240H223ZM227 241V240H226ZM1 242V241H0ZM10 242V241H9ZM9 242H8V244H9ZM12 242V241H11ZM205 243H206V245H207V241H204ZM209 243H210V241H208ZM212 242H214V241H212ZM218 242V244H219V241H217ZM229 242V241H228ZM76 243V242H75ZM193 243V242H192ZM200 243V242H199ZM208 243V244H209ZM215 243V242H214ZM213 243V244H214ZM226 243V242H225ZM1 244V243H0ZM14 244V243H13ZM58 244H59V242H58ZM195 244H197V243H195ZM201 244H202V242H201ZM212 244V243H211ZM222 244V243H221ZM221 244H219L220 246H221ZM51 245V244H50ZM53 245V244H52ZM76 245V244H75ZM74 245V246H75ZM80 245V244H79ZM114 245V246H113ZM118 245H121L122 246V243H120V244H118ZM205 245V246H206ZM216 245H217V243H216ZM215 245V246H216ZM8 246H11V245H8ZM13 246V245H12ZM191 246V248L194 246L193 244L192 245H190ZM209 246H210V244H209ZM208 246V247H209ZM211 246H213V245H211ZM76 247V246H75ZM122 247H124V246H122ZM133 247V246H132ZM185 247V246H184ZM186 247H188V246H186ZM201 247L200 245L198 246V244H197V250L196 249H194V250H196V251H198V249ZM207 247V248H208ZM20 248V247H19ZM202 249L204 248L203 246L201 247ZM200 248V249H201ZM214 248V247H213ZM218 248V247H217ZM216 248V249H217ZM223 248V247H222ZM221 248V249H222ZM2 249V248H1ZM0 249V250H1ZM45 249V248H44ZM181 249H183V248H181ZM190 250V247H188L187 248V250ZM193 249V248H192ZM209 249V248H208ZM207 249V250H208ZM220 249V250H221ZM43 250V249H42ZM82 250V249H81ZM184 250V249H183ZM186 250V249H185ZM187 250L186 251H184V252H186L185 254L187 255V253H189V252H187ZM194 250H191V253H189V254H192V251H194ZM206 249L204 248L203 250H201L200 251V253L201 254H203L202 253V251H205ZM213 250H215V248L214 249H212V254H213ZM218 250V249H217ZM2 251V250H1ZM5 251V250H4ZM46 251V250H45ZM48 251V250H47ZM74 251V250H73ZM124 251H125V249H124ZM127 251H128V249H127ZM182 251V250H181ZM195 251V253L193 254V255H191V256H195L196 255V253H197V259H198V252H196ZM222 251V250H221ZM75 252V251H74ZM83 252V251H82ZM183 252V253H184ZM207 252V251H206ZM13 253H16V252H13ZM42 253H43V251H42ZM50 253V254H51ZM88 253V252H87ZM114 253H116V252H114ZM208 253H209V251H208ZM211 253V252H210ZM220 253V252H219ZM5 254V253H4ZM49 254V255H50ZM100 254V253H99ZM99 254H97V255H99ZM120 253H118L116 256H118V257H120V259H121V254L119 255ZM43 255V254H42ZM89 255V254H88ZM113 255V254H112ZM200 255V254H199ZM205 255H207V254H205ZM11 256V255H10ZM39 256V255H38ZM51 256V257H52ZM67 256H72L71 258H70V261H69V263H67V261L65 260L66 259V257ZM123 256V255H122ZM125 256V255H124ZM185 256V255H184ZM188 256V255H187ZM190 256V255H189ZM190 256V257H191ZM202 256V255H201ZM204 256V255H203ZM202 256V257H203ZM221 256V255H220ZM26 257V256H25ZM50 257V256H49ZM50 257V258H51ZM76 257V258H75ZM84 257V256H83ZM86 257V256H85ZM200 257V256H199ZM206 257V256H205ZM205 257H203V259H199V260H206L207 259V257H206V259H204ZM9 258V257H8ZM13 258V257H12ZM23 258V257H22ZM68 258V257H67ZM150 258V257H149ZM179 258H181V257H179ZM185 257H183L182 259L183 260H185L184 259ZM210 258V257H209ZM217 258H219V257H217ZM216 258V259H217ZM15 259V258H14ZM53 258H51V260H52ZM53 259V260H54ZM91 259H92V257H91ZM125 259V258H124ZM186 259H188V258H186ZM197 259H194V260H196L197 261ZM38 260V259H37ZM50 259H48V261H49ZM79 260V261H78ZM100 260V259H99ZM123 260V259H122ZM150 260V259H149ZM191 260V259H190ZM193 260V261H194ZM208 260V259H207ZM211 260V259H210ZM219 260V259H218ZM237 260V261H236ZM14 261V260H13ZM105 261V260H104ZM111 261V260H110ZM109 261V262H110ZM113 261V260H112ZM116 261V260H115ZM129 261V260H128ZM152 261V260H151ZM178 261V260H177ZM179 261H181V260H179ZM195 261V262H196ZM212 261H213V259H212ZM217 261V260H216ZM239 261V262H238ZM50 262V261H49ZM48 262V264H53V262H50L49 263ZM79 262V263H78ZM96 262V261H95ZM121 262H123V261H121ZM127 262V261H126ZM126 262H125V264H126ZM186 261H184V262H182V263H185ZM191 262V261H190ZM190 262H188L189 264H190ZM200 262V261H199ZM206 262V261H205ZM205 262L203 263V262H201L200 264H205ZM209 262V261H208ZM214 262H215V260H214ZM218 262V261H217ZM216 262V263H217ZM221 262H224V261H221ZM221 262H218V264L220 263V264H223V263H221ZM230 262H228L229 264H230ZM3 263V262H2ZM7 263V262H6ZM10 263V262H9ZM16 263V262H15ZM44 263V262H43ZM92 263V262H91ZM107 263H108V261H107ZM178 264L180 263V262H177ZM192 263V262H191ZM198 263V261L195 263V264H197ZM226 263V262H225ZM227 263V264H228ZM12 264V263H11ZM14 264V263H13ZM30 264V263H29ZM38 264V263H37ZM46 264V263H45ZM104 264V263H103ZM108 264H110V263H108ZM112 264V263H111ZM119 264V263H118ZM149 264H151V263H149ZM173 264V263H172ZM187 264V263H186ZM207 264V263H206ZM210 264V263H209Z\"/></svg>", "mask_w": 264, "mask_h": 264}]
</instances>
